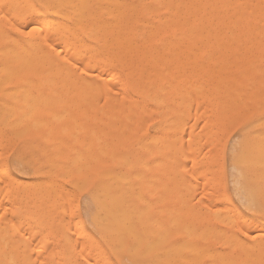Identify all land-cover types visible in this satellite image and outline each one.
I'll return each instance as SVG.
<instances>
[{"label":"rangeland","instance_id":"rangeland-1","mask_svg":"<svg viewBox=\"0 0 264 264\" xmlns=\"http://www.w3.org/2000/svg\"><path fill=\"white\" fill-rule=\"evenodd\" d=\"M11 1H12V3L15 1V0H10L9 2H8V0H7V2L10 4L11 3ZM17 2H19L20 1V4H22V3H24V1L23 2H21L22 0H16ZM14 2V3H16V4H13L14 6L15 5H18L19 3H17V2ZM26 1V0H25ZM56 1V3H54ZM58 1L59 0H27L26 1V3H28V4H32V7L34 6V7H36V8H38V10L41 12V13H43L45 16L43 17L42 15H40V13L38 14V12L37 13H28L27 15L28 16H31L32 17V19H34V20H38L39 21V19H40V22L42 23V25H45L46 23H47V21H48V18L49 19H51L52 18V16H51V12H52V10L53 9H55V8H58V5H57V3H58ZM80 1L82 2V3H80ZM66 0V2L68 3V5H75V4H83V7H84V10H83V14H82V18H81V20H83V19H85V18H87L89 21H90V25H92V27L89 25V27H91V29H88V31L90 32V36H89V34H86L85 35V33L81 30V28H80V26H81V24H77L76 25V23H75V21H74V19L73 18H71V20H70V22H69V20L68 21H66V20H56V24L54 23L53 24V27H54V29L55 28H57V29H59L60 30V28L62 27V25H64L63 23H65V26L64 27H67L68 26V28L69 29H72V30H69V31H72V32H68V37H67V34H66V37H65V42L66 41H68L69 40V38H71V42L72 41H75V44H74V42H70V44H72L71 45V48H70V45H68L69 46V48H67V51H70V49H71V53H67V54H69V55H72L73 53H72V51H74L72 48V46H73V44H74V48H76L77 50L78 49H80L79 47H84V49H86L88 46V49H91L92 48V46H90V44L91 45H93V42L95 41V42H97L98 41V45H97V47L95 48V49H93V51L95 52L94 54H97V55H99V56H102L103 54V50H101L102 49V46H103V42L102 41H104V37H106V36H101V33L102 34H104L105 35V33H104V30H103V21H104V18H103V15L101 14L102 12L100 11V5H101V1L100 0ZM100 1V2H99ZM192 1V2H191ZM189 0V2L188 1H184V0H181L180 1V3H178L179 5H178V9L181 7L180 5H184V4H188V5H196V3H193V0ZM228 1H231V2H234V1H236V0H228ZM242 1H248V0H242ZM1 3L2 2H5V0H1L0 1ZM7 2H5V3H7ZM32 2V3H31ZM51 2V3H50ZM72 2H73V4H72ZM84 2V3H83ZM181 2L182 3H184V4H181ZM186 2V3H185ZM230 2V3H231ZM44 3V4H43ZM53 3V4H52ZM71 3V4H70ZM136 3V1H132V0H128L127 1V5L128 4H130V5H134ZM216 6H219L218 4H219V2L218 1H216ZM252 3V2H251ZM96 4V8H98V9H96L95 7H94V5ZM0 5H2L0 8H1V10H0V13H1V11L3 10V9H5V8H8L9 9V6L10 7H12L11 5H9V6H7V4L6 5H4V3H2V4H0ZM43 5V6H42ZM54 5V6H53ZM57 5V6H56ZM50 6H52V7H50ZM56 6V7H55ZM93 6V7H92ZM148 7V6H147ZM145 8V10L143 9V12H137V13H133L132 15L131 14H127V15H125L124 16V19H123V23H122V25H121V27H120V29L121 30H126V31H128L129 29H130V31L132 32H130L131 34H132V36H133V42H132V46L131 45H128L127 47L124 45V48H123V46H122V52H121V50H120V52H121V54L119 53V57H118V55H116V57H115V61L113 62L115 65H116V67H117V69H116V67H115V65L113 66V65H110V66H108V67H102V65H100L98 68H99V72L97 73V67L95 68V69H92L93 70V73L96 75V74H98L97 76L98 77H100V76H102V77H106L109 73L108 72H111V70L112 71H114V69H115V72H117V71H119V79H120V77H122L123 79H120V80H122L121 81V84L119 85L118 84V82H120V81H118V82H115V84L113 83V85H111V87L112 88H114V89H121V88H119V86H121L122 87V83H123V81H124V83H123V89H125L126 91H128V94H130V96L131 95H133L134 94V91H136L137 89H139V90H141L140 92H141V94H140V96L138 97V98H136V100H134V101H132V102H128V101H125V102H127L128 103V106H127V108H128V110H126V108H124L125 110H123V112H121V107H120V112L121 113H124L122 116H124V119L126 118L125 116L127 115V117H132L133 119L132 120H134V117H138L139 118V116H137L136 114H137V111H139V110H142L144 107V111H146V113H147V115L148 116H146L145 115V112H142V113H144V115H145V117H141V121H143V119H145L146 117H147V122H138V124H136V125H134V123L135 122H133L132 121V123H133V125H132V123H131V125L128 123V122H126V121H128L129 120V122H131V120L130 119H125V121L123 120V123L122 124H117V121L119 122V121H121V119H119L118 118V120H116V118H113V119H115L114 120V122H115V124L113 123V124H111V122H113V120H111V122L109 123V126H107L108 124L105 122L107 119H108V116H109V111L111 110V108L109 109L108 107V109H107V111L105 112L104 111V109H106V107L104 108V107H102L103 105L105 106V103H104V100H105V102L107 101V99H105V97H104V95L102 94V96H103V99H102V96H100L99 95V97H101V98H99V101H98V103L99 102H101L102 100H103V103H100V105H98V103H97V105L96 106H94V104L92 105L90 102H92L91 101V99H90V101H88V99L90 98L88 95H87V91H86V93H85V91L83 90V92H82V94L81 95H86V97L84 98V96H82L81 97V95L78 93V91H80L81 90V88H80V90H78L77 92H76V90L77 89H74L73 88V92L71 91V92H67V90L69 89V88H67V90H66V88L64 89L67 93H69V94H66V95H68V96H70V94H73V96H74V94H79L76 98L75 97H73L72 95L70 96L71 97V99L69 98V99H67V98H63L61 95H62V92L61 91H64L63 89H61L60 90V92H58L59 93V96H60V99H61V97H62V102H60L61 100L57 97V100L59 101H56V99H55V97L56 96H58V94L55 92L56 90L57 91H59V89L60 88H58L57 87V89H53L54 90V92H53V90L51 91V90H48V89H45V88H41L40 90H42V91H39L40 92V94H41V92H42V94H43V92H45L44 93V97L43 96H41L40 94H38V96H34V94H35V89H36V91L37 90H39V89H37V88H33L34 89V91H33V89L31 88V90H30V92L29 93H31V97L33 96V97H38L36 100L37 101H39V102H37V104H36V100H34V101H31L32 102V104H31V106H32V108L33 107H35V108H37V111L35 110V108H33L32 110H30V114L29 115H27V118H26V116H25V123H29V124H31L32 126L30 127V125L27 123V125L25 126V123H24V116H22V114H21V123H22V121H23V124H22V126L20 125L19 127H18V124L17 125H13L15 122H18V119L17 120H14V119H16L17 117H14L13 118V116L12 115H15L16 114V116H18V114H20L21 112H19V111H22L23 112V114L25 115L26 113L25 112H27L26 111V108H24V106H26V107H28L26 104H24L25 103V101H24V94L21 92V96H23V98L19 95L20 94V92L19 91H17L16 90V88L15 87H17V83L20 81V78H23L22 80H24L25 78L24 77H16V78H19L18 80L17 79H15L14 78V80H12V82L11 83H13V82H15V84L13 83L12 85L10 84V88L8 87L7 89H8V93L7 94H9V95H7V96H4V95H2V94H0V100H1V102L0 103H2V102H7L10 98L12 99V97L13 98H16V99H13V104L15 103V105H12L11 103L12 102H10V101H8L9 103H10V105H11V107H10V105H8L9 106V109H11L12 108V106H13V108L11 109V111L13 110L14 112H11L9 109H8V111H10V115L12 116V118H13V120H11V119H9L10 118V115H8L9 117L5 120V121H7V122H3V123H1L0 124V167H2L1 169L2 170H4V172L5 173H8V174H3V178L5 177L6 178V176L8 177V180H9V182H8V180L7 179H3L4 181H2V183H3V185H2V183L0 182V185H2V186H4V187H6V190H8L9 189V191L7 192L6 190V192L4 191V189H3V191L1 190V186H0V190H1V193L2 192H5V195H7L8 196V199L10 198H12L13 200H10V201H14L15 202V198H16V201H18V198H19V201L18 202H15V203H9V201H3L4 199L3 198H6V196L3 194L2 196H1V193H0V197H2V199L3 200H1V201H3L2 203H1V201H0V216H7L8 217V219H7V221H5L4 222V220H0V237H1V240L3 239V235H5L6 233V236L10 233V234H12L13 232L15 233H13L12 235H8L9 237H10V241H12V242H10V243H8L9 241H8V239L7 240H5L6 239V236H4L5 237V239H3V241H7L6 243H8L9 245H11V246H9L8 244H7V247H8V249L6 248V247H4L5 246V242H3L4 243V246H3V243H2V241L0 240V248H2V249H5L6 248V250L8 251V252H10L11 254H12V258H13V263L14 264H24V262H25V264H38V262H39V264H65L66 262H67V264H76V262H77V264H112V262L113 261H115L116 262V264H120V261L121 260H124V261H130L131 262V264H184V262H186L185 264H213V263H215V264H217V263H219L217 260H212V262L210 261L211 259H209V257H207V259L209 260H206V253L207 252H210L212 249V251H211V253H210V255L212 254L213 255V258H215L216 256H218L217 254H214L215 252L214 251H216V250H218V252L219 253H221V251H225V250H228L229 248H226L227 246H231V248L233 247L234 249H229V251L227 252V253H229V254H231V255H233V257H231V259H233L235 262H233L231 259H230V257L228 256L229 254H225V252L223 253L222 252V254H225L227 257H229V258H227V260H231L230 262H231V264H243V262H241V260L242 261H244L246 264H250L251 263V261H250V259H249V261L250 262H248V259L245 261V259H243L244 257H243V254H242V252L240 251L241 249H242V241H240L239 242V245L238 244H235V242H234V244L232 243V237H233V239H242V237H245V235H243V234H247V232H248V234H249V230H251L252 231V233L250 232V234H249V236H250V240H251V242L253 241V243L254 244H257V243H255V241H258V238L260 239L259 241H260V243H264L262 240H264V237H262V235H263V232H262V234H260L259 232H257V231H260L262 228H264V226H260V225H264V198H263V196L264 195H262V194H264V165H263V161H262V164H261V160H264V156H262V157H256V156H258V155H256L252 150H253V148H254V146H257L258 145V149L259 148H261V149H264V115H263V113H264V57H262V56H264V48H263V46H264V21H263V19H264V6L263 7H261L260 5H257V8L259 7L260 9H263V10H259V8L257 9H255L254 11H253V14L251 13V15H253V17L252 16H250V14H249V12L247 11H244L245 13H243L244 15V17L245 18H243L244 20H247L249 17V19H251V20H249L248 19V21H250L251 22V24H252V28H247V27H244V24H243V22H238V25L236 26V28L237 27H239V28H235L236 30H234L233 31V29H231L230 30V28L228 27V26H226V28L227 29H225V26H223V27H221V28H219V29H208V27H206V28H204V30L206 31V29H207V31L206 32H210L209 33V35L210 36H212L213 37V39H214V37H215V41H216V45H217V47H218V45L220 46V47H218V51H216L217 50V47L215 46V43H214V40L212 39V37H211V39L209 40V41H206V43H204L205 42V40H201L202 42L200 43H198V42H196V46H198L199 44V47H196V48H194V49H191V50H193V51H189V50H185L184 52H183V54H182V52L180 53L181 55L179 56V54H178V52H177V54H175L176 53V51L174 52H172V54H171V56H166L165 57V52L166 51H169L170 49H174L175 50V47H173V46H169V45H165L164 46V49H163V46L162 45H160V36H162V35H164L165 33H167L168 31L169 32H174V35H176L177 37L178 36H180L181 34H183V33H180L179 35H177L178 33H179V31L176 29V27L175 28H171L172 30L174 29V31H171L170 29H166V28H169V23L168 24H166L167 26H165V23L164 22H168V20L167 19H171V16L173 15V13L171 12V11H169L170 12V14H169V18L167 17L166 18V16H167V14H166V12H164V14L166 15H164V14H162L161 16H165V20H162L163 19V17H160V20H161V22L164 24H161V22L159 23V24H156V23H154V22H152V20H150V19H152V16H150L149 15V13H148V11L151 9V7H148L149 8V10H146V9H148V8ZM3 8V9H2ZM13 8V7H12ZM50 8H52V9H50ZM92 8V9H91ZM11 9V8H10ZM9 9V11H11ZM47 9V10H46ZM50 9V10H49ZM180 9H182V7L180 8ZM179 9V10H180ZM14 10H16V6H15V9ZM58 10V9H57ZM4 11V10H3ZM2 11V12H3ZM43 11V12H42ZM146 12V14H145V12ZM258 11H260V13L258 12ZM6 14L8 13L7 11H4ZM3 12V14L2 15H5V13ZM96 12V13H95ZM263 12V13H262ZM13 13H15V11L13 12V9H12V14L9 12V14L11 15H7L6 17L4 16V17H2V19H1V16H0V21H1V23H2V25L4 24L5 26L3 27L2 25H1V23H0V28H2L3 27V29H0L1 30V32H0V41L1 42H4V43H1L0 42V47H1V49H0V51L2 52V51H4V48H3V50H2V47H5V48H7V46H8V42H7V39L8 38H12L13 37V35L15 36V33H16V31L14 30L15 28L13 27V26H11V24H10V22L8 23V21L9 20H13V17H12V15H13ZM144 13V14H143ZM148 13V14H147ZM168 13V12H167ZM223 13V14H222ZM256 13V14H255ZM35 15L34 17H33V15ZM38 14V15H37ZM172 14V15H171ZM249 14V15H248ZM260 14H262L263 16H260ZM135 15V16H134ZM146 15V16H145ZM148 15L150 16V18L148 17ZM227 15V16H226ZM256 15V16H255ZM39 16V17H38ZM258 16V17H257ZM36 17H38V18H36ZM129 17H131V18H129ZM135 17V18H134ZM219 17L221 18V21H227V22H229V21H231L230 19L232 18V13L231 12H223V11H221L220 13H219ZM227 17L229 18V19H227ZM3 18H5V19H3ZM6 18H8V19H6ZM36 18V19H35ZM147 18H148V20H147ZM45 19V20H44ZM131 19H133V20H131ZM139 20V21H143V23H146V21L145 20H147V22L148 21H150V22H148V23H150L149 25L151 26H154V27H151L150 28V26H148V28H147V30H146V32L148 33L149 31H151V32H154V33H156L155 35H154V33H153V35L154 36H152V35H150V34H148V35H146V37H145V34H147L145 31H144V29L141 27L139 30H135V28H131V24H132V22L134 21V20ZM257 19H259V20H257ZM6 20H8V21H6ZM33 20V21H34ZM127 20H129V21H127ZM172 20V19H171ZM176 20L178 21H180L181 20V18L179 19H175L174 21L176 22ZM3 21H6V22H3ZM72 21H73V23H72ZM100 21V22H99ZM127 21V22H126ZM164 21V22H163ZM255 21H259L258 23L257 22H255ZM34 22H36V23H38L37 21H34ZM61 22H62V25H61ZM81 23V22H80ZM147 23V24H148ZM179 23V22H178ZM66 24H67V26H66ZM71 24H75V25H71ZM124 24V25H123ZM126 24V25H125ZM9 25H10V28L8 29V27H9ZM57 25V26H56ZM59 25L61 26L60 28H59ZM102 25V26H101ZM130 27H129V26ZM240 25V26H239ZM242 25H243V28L241 29V27H242ZM257 25L259 26V27H261V28H259V27H257ZM75 26V27H74ZM77 26V27H76ZM95 26V27H94ZM100 27V28H98V27ZM127 26V27H126ZM161 28H160V27ZM162 26H163V28H162ZM176 26H178V24H176ZM256 26V27H255ZM7 27V28H6ZM79 27V29H77ZM97 27V28H96ZM166 27V28H165ZM7 30H6V29ZM26 28V29H25ZM25 28H22V29H24L23 31H28V32H31V30L30 29H28L29 27H25ZM125 28V29H124ZM160 28V29H159ZM256 28H257V30H256ZM6 30V32L8 31L9 32V35H6V37H5V34H6V32H4L5 30ZM41 30H43L42 31V34H44L45 32H44V27H41L40 28ZM151 29V30H150ZM158 31H157V30ZM162 29V30H161ZM223 29V30H222ZM225 29V30H224ZM229 29V30H228ZM246 29L247 30H249L250 32H252L250 35L251 36H253V35H255V36H253V37H249V33L247 34V32L248 31H246ZM255 29V30H254ZM263 31H262V30ZM37 31H36V34H35V37L34 36H32L31 38H27V37H20V38H18L17 40H15V42H16V46H17V44H18V46H20L21 44H23V43H25V42H36V45H37V47H38V50L39 49H41V47L42 46H44V47H46L45 45H46V42L45 41H47V39H50L52 42H53V40L56 42L57 40L56 39H58L59 40V38L57 37V33H59V31H57L56 29V35L55 34H53V33H49V34H53V36H51L50 35V37H52V38H50L49 37V34H45V35H43L42 37L45 39H43L41 36L39 37V33H41V30H39V28L38 29H36ZM98 30V31H97ZM103 30V31H102ZM149 30V31H148ZM167 30V31H166ZM211 30V31H210ZM213 30V31H212ZM215 30H217V31H215ZM221 30V31H220ZM226 30H228V31H226ZM244 30V31H243ZM11 31V32H10ZM61 31V30H60ZM101 31V32H100ZM143 31H144V33L145 34H143ZM158 33H157V32ZM178 33H177V32ZM215 31V32H214ZM224 31V32H223ZM229 31H231V33L233 32V33H236V31L238 32V34H234V38L236 37L235 35H239L240 34V37H238V38H235L234 39V41H236L237 43L240 41L241 43H239V44H236L235 42H233L231 39L230 40H228L227 38V36H230L231 35V33H229ZM254 31L256 32V34L254 33ZM8 32H7V34H8ZM54 32V33H55ZM76 32V34H74ZM83 32V33H82ZM134 32V33H133ZM159 32H161V33H159ZM163 32V33H162ZM206 32H204L203 31V34H205ZM212 32H214L215 33V35L212 33ZM217 32H219V33H217ZM226 32V33H225ZM3 33H5V34H3ZM38 33V34H37ZM72 33V36H73V34H74V36L76 37V40H78V43H77V41L76 40H73L72 39V37H70V35L69 34H71ZM99 33H100V36H99ZM208 33H206L204 36L206 37L207 36V34ZM221 33H222V35H221ZM241 33H245L246 34V37H245V34H241ZM2 34V35H1ZM10 34H12V36H10ZM41 34V35H42ZM162 34V35H161ZM227 34V35H226ZM97 35V36H96ZM138 35V36H137ZM158 35V36H157ZM160 35V36H159ZM219 35H220V37H219ZM260 35H261V38H260ZM89 36V37H88ZM142 36H144V37H142ZM147 36H149V38L147 37ZM243 36V37H242ZM263 36V37H262ZM38 37V39H36ZM57 37V38H56ZM74 37V38H75ZM93 37H95V38H93ZM101 37H103L102 38V40H101ZM138 37V38H137ZM159 37V38H158ZM231 37H232V39H233V36L231 35ZM35 38V39H34ZM43 39V41H42V39ZM47 38V39H46ZM66 38H68V40H66ZM78 38H80V39H78ZM96 39V40H93V39ZM140 38V39H139ZM141 38H143V39H141ZM148 38V39H147ZM244 38L245 39H247V38H249V40H244ZM23 41H22V40ZM25 39V40H24ZM53 39V40H52ZM147 39V40H146ZM155 39V40H154ZM220 39V41H218ZM236 39H238V40H236ZM243 39V40H242ZM254 39V40H253ZM256 39V40H255ZM261 39V40H260ZM38 40V41H37ZM144 40H145V43H144ZM212 40H213V42H212ZM222 40H224L226 43H228V42H230V44L228 45V44H225V42L223 41L222 42ZM18 41H20V42H18ZM60 41H62V40H60ZM84 41V42H83ZM105 41H106V39H105ZM104 41V42H105ZM211 41V42H210ZM231 41L234 43H231ZM246 42V43H244V42ZM261 43L260 45H258L257 43H259V42ZM262 41V42H261ZM15 42L12 44H9L10 45V47H15V46H13L14 44H15ZM39 42V43H38ZM49 42L50 41H48V44H49ZM64 42V41H63ZM134 42L136 43V44H134ZM220 42H222V43H220ZM253 42V43H252ZM20 43V44H19ZM38 43V44H37ZM51 43V42H50ZM57 43H59V45H57ZM57 43H52L51 44V46H55L56 48H57V46H59L60 47V45L62 46V42L60 43L59 41L57 42ZM80 43V44H79ZM81 43L83 44V43H85V44H83L82 46H81ZM138 43H141L140 45L138 44ZM147 43V44H146ZM218 43V44H217ZM242 43L244 44L243 46H242ZM41 44H42V46H41ZM47 44V45H48ZM66 44V43H65ZM80 45L79 47H78V45ZM137 44H138V46H139V48H138V46H137ZM146 46H145V45ZM202 44V45H201ZM205 44H207V46L205 45ZM221 44V45H220ZM3 45V46H2ZM6 45V46H5ZM39 45V46H38ZM64 45V44H63ZM143 45V46H142ZM154 45V46H153ZM157 45V46H156ZM211 46V48H210V46ZM230 45H232L231 46V50L229 49V47H230ZM233 45H235V47H233ZM238 45H239V47H238ZM251 45V46H250ZM252 45H253V47H252ZM261 45H262V47H261ZM50 45H49V49H46V51L44 50V47L42 48V52L45 54V56H50V52H51V55H52V57H54V55H56V57L57 58H59L60 56L58 55V52L59 51H56V50H61L62 51V49H59V48H55V47H51ZM133 46H134V49H135V51L133 50ZM135 46H136V48H138V49H136L135 48ZM159 46H160V48H159ZM162 46V47H161ZM206 46V47H205ZM245 46V47H244ZM261 47V48H258V47ZM52 49H51V48ZM128 47H130L129 49H128ZM143 47V48H142ZM149 47V48H148ZM155 48V52H153V49ZM173 47V48H172ZM202 47H203V49H202ZM61 48V47H60ZM82 48H81V50H82ZM140 48H142V49H140ZM152 48V50H150ZM159 48V49H158ZM205 48V49H204ZM214 48V49H213ZM222 48H224V49H222ZM226 48V49H225ZM239 48V49H238ZM248 48V49H247ZM51 49V50H50ZM69 49V50H68ZM100 49V50H99ZM121 49V48H120ZM128 49V50H127ZM144 49V50H143ZM147 49V50H146ZM161 49H163V50H161ZM195 49H197V50H195ZM200 49H202V50H200ZM207 49V50H206ZM210 49V50H209ZM212 49H213V52H214V54H209V53H213L212 52ZM227 49H229V51L227 50ZM242 51H241V50ZM52 50H54V53H53V51ZM76 50V51H77ZM87 50V49H86ZM97 52H96V51ZM125 50H126V52H125ZM138 50V51H137ZM140 50H143V51H145V54H146V56H143L144 55V52L143 51H141L140 52ZM159 50L160 52H157V51ZM199 50V51H198ZM205 50V52H209L208 53V55L204 52L203 53V51ZM244 50V51H243ZM250 50H251V52H250ZM260 50H261V52H260ZM50 51V52H49ZM57 53H56V52ZM127 51H128V53H127ZM131 51V52H130ZM137 51V52H136ZM164 51V52H163ZM211 51V52H210ZM221 51V52H220ZM247 51V52H246ZM258 51V52H257ZM1 52H0V54H1ZM48 52V53H47ZM124 52V53H123ZM139 52H140V54H139ZM147 52H148V54H147ZM152 54H151V53ZM217 52V53H216ZM229 52V53H228ZM235 52V53H234ZM253 52V53H252ZM263 52V53H262ZM63 53H66V52H62V54H61V52H60V55H63V58H65L64 57V54ZM101 53V54H100ZM126 53V54H125ZM131 53L132 54H134L133 56L131 55ZM143 53V54H142ZM157 53V54H156ZM191 53V54H190ZM201 53H203L202 54V57H203V55H204V57L206 56V58L207 59H209V61L206 59V58H204V60H207L209 63H207V68L209 69H207L206 70V72L204 71V68L206 69V65L203 67H201L200 66V68H202L203 69V71H200V72H198L196 75H199V77H198V79L200 80V82H202V81H204V86H202L201 87V89H202V91L203 90H205V92L203 91L202 93L204 94H206V95H203V94H201L200 95V97L196 94L197 93V91L195 92V94H194V97H192L191 95H193V93L194 92H192V94H190V93H188V94H190V98L188 99V98H186V97H184V95H186V94H184L183 95V93H182V101H179V97H177V98H173V97H175V95L173 96V93L175 94L177 91H176V89H175V83H177V84H179V86L182 84H184V83H179V81H180V79H182L181 78V76L179 77V75H176L177 76V78L179 77L180 79L178 80L177 78H173V79H176L178 82H175L176 80H173V79H171V81H170V84L172 83V86L174 87V90L176 91V92H173V90L171 91V85L169 84V82H165V83H167L166 85L163 83L162 84V82H163V78H161V75H164V73H168V72H170V71H167L166 72V70H167V65H168V67H171V68H169L170 70H173V69H178V71H179V73H181V71L182 70H185V72L184 73H182L184 76H186L185 74L186 73H188V76H186L187 77V80H188V82H186L187 80L185 79V85H187L188 83H190V82H192V84H195V82L198 84V79H197V76L195 77V75H192V74H190V72L191 73H193L194 74V72H197V69L196 68H198V66L199 65H202V64H199L198 65V63H199V60L202 62V63H205L204 62V60L202 59H199V57L201 56ZM220 53V54H219ZM223 53V54H222ZM236 53H238V55L236 54ZM258 53V54H257ZM54 54V55H53ZM67 54H65V56L67 55ZM159 54V55H158ZM192 54H196V56H198V54H200V56H198L197 57V59L196 58H193L194 56H191ZM206 54V55H205ZM227 54H228V56H227ZM234 54H235V56H236V58H238V59H235L234 58ZM121 55V56H120ZM137 55V56H136ZM140 55H141V57H140ZM154 55H158V56H154ZM173 55H174V57H173ZM187 55H188V57H190L189 59H191V60H193L192 62L190 61V62H187L186 60L188 59V57H187ZM209 55H211V57L209 56ZM218 55V56H217ZM259 55V56H258ZM262 55V56H261ZM59 56V57H58ZM68 56V55H67ZM66 56V57H67ZM125 56V57H124ZM151 56H153V57H151ZM159 56H160V58H159ZM176 56H178L180 59H177L178 57H176ZM187 58H186V57ZM208 56L211 58H208ZM215 56H217V57H215ZM221 56V57H220ZM230 56V57H229ZM242 56V57H241ZM251 56H253V57H251ZM124 57V58H123ZM133 57V58H132ZM136 57H138V58H136ZM143 57V58H142ZM154 57H156L157 59H155ZM170 57V58H169ZM171 57H173L172 59H171ZM220 57V58H219ZM229 57V58H228ZM256 57V58H255ZM259 57H261V59L262 60H260V61H258L257 62V60H258V58ZM61 58H62V56H61ZM127 58H128V60H127ZM135 58V59H134ZM145 58V59H144ZM148 58H150V59H148ZM152 58H153V62H154V64H153V62H152ZM164 58H166V59H170V60H166V59H164ZM176 58V59H175ZM201 58V57H200ZM213 58V59H212ZM215 58H216V61H218L217 59H220L219 60V62L217 63V65H216V67H215V65L213 64V63H215ZM233 58H234V60H233ZM243 58V59H242ZM139 59H141V60H139ZM181 59H182V62H181ZM184 59H185V63H186V65H187V67H190V68H184L185 67V64H184ZM199 59V60H198ZM224 59V60H223ZM231 59V60H230ZM244 59H245V61H244ZM254 59L256 60L255 62L259 65V67H260V70L258 71V65L256 64V63H254ZM125 60V61H124ZM131 60V62H133V60H136L135 62H133V63H131V62H129ZM147 60L149 61L148 62V64H151L150 66H148L146 63H147ZM163 60H165L163 63H162V61ZM177 61L176 62V67L175 68H173L172 69V67H174V66H171V65H175V62H172V64H168V62L170 63V61ZM180 60V61H179ZM214 60V61H213ZM226 60L227 61H230V64L228 65L227 64V62H226ZM238 60V61H237ZM239 60H240V62H239ZM122 61V62H121ZM146 63H145V62ZM167 61V62H166ZM211 61V62H210ZM222 61H224V62H222ZM232 61V62H231ZM237 61V62H236ZM243 61V62H242ZM118 62H120L119 64H118ZM145 64H144V63ZM155 62L158 64V67H157V65H156V67H152V65H155ZM158 62H160V63H158ZM181 64H180V63ZM193 62L196 64V62H197V65H194L193 66V69L195 68V71L192 69V71H190L191 70V66L193 65ZM245 62V63H244ZM164 63H166V64H164ZM229 63V62H228ZM231 63H233V65L231 64ZM237 63H240V64H237ZM252 63V64H251ZM261 63V64H260ZM118 64V65H117ZM133 66H132V65ZM134 64L137 66H134ZM139 64H141V66L139 65ZM162 64V65H161ZM164 64V65H163ZM214 65V69L215 70H217V66L220 64V68L222 69H220V71L218 70V71H216V72H219V73H221V77H219L220 75H213L212 76V72H211V70H210V68H212L213 67V65ZM226 64V65H225ZM237 64V65H236ZM249 64V65H248ZM250 64H251V66H254L255 64L257 65V67L256 66H254L255 68H256V70H257V72L255 71V70H252V69H255V68H252L251 70H250ZM124 65V66H123ZM127 67H126V66ZM143 65L144 66H146V67H144L143 68ZM170 65V66H169ZM179 65V67L177 68V66ZM181 65V66H180ZM190 65V66H189ZM208 65H209V67H208ZM212 65V66H211ZM242 65V66H241ZM244 65H245V67H244ZM113 66V67H112ZM149 68H148V67ZM195 66H197V67H195ZM223 68H222V67ZM231 66V67H230ZM241 66V67H240ZM248 66V67H247ZM263 66V67H262ZM120 67H123L124 69H122V68H120ZM129 67V68H128ZM134 67V68H133ZM138 67H141V68H143L142 70H141V68H138ZM180 67H182L181 69V71H180ZM225 67V68H224ZM261 67H262V69H261ZM90 68H92V67H90ZM89 68V69H90ZM104 70V72H103V70ZM126 68V69H125ZM138 68V69H137ZM146 68V69H145ZM158 68V69H157ZM235 71V72H233V70ZM237 68H239V69H237ZM106 69V70H105ZM120 69H122L123 71H121ZM130 69L132 70V71H130ZM135 69V70H134ZM140 69V70H139ZM148 69H149V71H148ZM155 69H157V72L156 73H158V75H156V77H160V80H162L161 82H160V80H158V78H156V77H153V76H155V74H153V76H152V72L153 73H155V71L154 70ZM218 69H219V67H218ZM242 69V70H241ZM247 69H249V70H247ZM95 70V71H94ZM108 70V71H107ZM110 70V71H109ZM143 70L144 71H146L147 73L145 74V72H143ZM215 70H213V74H215ZM229 74V78H230V76H231V74H233V77L234 78H230L231 80L230 81H228L229 80V78H228V75H227V77H225L226 76V74H225V71ZM262 70V71H261ZM140 71V72H139ZM152 71V72H151ZM178 71H176V72H178ZM188 71V72H187ZM198 71H199V69H198ZM209 71V72H208ZM229 71V72H228ZM253 71V72H252ZM261 71V72H260ZM96 72V73H95ZM101 72H102V75H101ZM108 74H107V73ZM176 72H172V73H176ZM207 73L206 74V76L208 77H204V75H205V73ZM222 72H223V74H224V76H222L223 74H222ZM236 72H238L239 74H237ZM252 72V73H251ZM112 73V72H111ZM121 73V74H120ZM123 73H125L124 75H123ZM127 73V74H126ZM130 73V74H129ZM135 73V74H134ZM138 73V74H137ZM139 73H142L143 75H145V76H142L141 77V74H139ZM149 73V74H148ZM171 72L170 73H168V74H172ZM241 73V74H240ZM245 73V74H244ZM259 73H260V75H259ZM132 74V75H131ZM147 74L149 75V76H147ZM174 74H172V75H174ZM177 74V73H176ZM189 74L191 75V78H192V76H193V79H191V78H189ZM242 74H243V76H242ZM247 74H248V76H250V77H248L247 76ZM131 75V76H130ZM134 75V76H133ZM137 75H139V76H137ZM129 76V77H128ZM147 76V77H146ZM164 76H166V80L167 81H169L170 79H169V77L170 78H172L173 76H169L168 77V75L166 74V75H164ZM175 76V77H176ZM202 76V77H201ZM244 76H246L247 78H245ZM255 76V77H254ZM263 76V77H262ZM101 77V78H102ZM131 77L132 78H135V79H133V81H132V79H131ZM136 77H137V79H136ZM138 77H139V79L140 78H142V80H139L138 79ZM146 77V78H145ZM151 77H152V79H154V78H156L157 80H152L151 81ZM194 77L196 78V80L194 79ZM205 78L206 80L207 79H210L211 80V78L213 79V78H215L214 80H216V78L218 77V78H220V79H218L217 78V82L215 83V81H213L212 82V80H211V84L212 83H215L214 84V86L217 84V85H219V86H217L216 85V88L215 87H213V89H212V85L209 83V81L207 80V81H205L204 79L201 81V78ZM211 77V78H210ZM224 78V79H221V78ZM240 77V78H239ZM130 78V79H129ZM145 78V79H144ZM189 78V79H188ZM226 78H227V80H226ZM236 78V79H235ZM256 78V79H255ZM130 80V82H129V80ZM190 79L191 80H194L195 82L193 83V81H190ZM242 79V80H241ZM251 79V80H250ZM35 80V81H34ZM128 80V81H127ZM139 80V81H138ZM144 80V81H143ZM149 81L150 80V82H151V84H152V82L153 81H155L154 82V85H156V86H158V89H157V87L156 86H154V89L153 90H155L153 93H155L156 91H158L159 90V87H161L160 88V90L163 92V89L165 90V92H163V93H159V96H158V92H156L155 93V96L156 97H158V98H156V99H159V100H156L157 101V104L156 103H154V104H156V105H154L153 103H151V102H149L148 101V98H146V95L144 96V93H145V91H147V93H148V88L149 87H151V84H150V82H149V85H148V83H146V81ZM172 80H173V82H172ZM183 80H184V78H183ZM183 80L181 81V82H183ZM220 80V81H219ZM223 80H225V81H227V82H225V81H223ZM235 80V83H236V85H234V81ZM256 80V81H255ZM34 81V82H33ZM37 81H39V78H33V80H32V82H33V84H37L36 82ZM142 83H141V82ZM147 81V82H148ZM157 81V82H156ZM165 81V80H164ZM231 81H232V83L233 84H231ZM126 82H127V86H126ZM135 82H136V84H135ZM205 82H208V85H210V86H207V84H206V86H205ZM223 82V83H222ZM230 83V85L229 84H227V83ZM238 82H240V83H238ZM262 84H261V83ZM117 83V84H116ZM132 83H133V85H132ZM143 83H145V84H147L148 86H146L145 85V88H142V84ZM158 83V84H157ZM221 83V84H220ZM225 83V84H224ZM245 83V84H244ZM254 83V84H253ZM138 84V85H137ZM191 84V85H192ZM196 84V85H197ZM202 85H203V82L201 83ZM200 83L198 84V85H201ZM252 85L251 86V89H250V87H249V85ZM257 84V85H256ZM114 85L115 86H117V88H115L114 87ZM128 85H130V88L131 89H129V87H128ZM137 85V86H136ZM140 85V86H139ZM144 85V84H143ZM165 85V86H164ZM181 85V87L180 88H183L184 86H182ZM188 85H190V84H188ZM187 85V87H184V90H186V91H190V90H194V88H192V89H190V90H187V88L189 89L191 86H188ZM196 85H193L192 87H195ZM198 85H197V87H198ZM220 85L222 86V87H220ZM224 85H226V86H228L227 88H226V86H224ZM233 85V86H232ZM239 85V86H238ZM263 85V86H262ZM110 86V85H109ZM108 86V87H109ZM179 86H177V87H179ZM229 86H230V88H229ZM249 87V89H248V87ZM144 87V86H143ZM156 87V88H155ZM168 87H170V88H168ZM208 87V88H207ZM224 87V88H223ZM236 87V88H235ZM246 87V88H245ZM255 87V88H254ZM129 90H128V89ZM163 88V89H162ZM186 88V89H185ZM199 88V90H201L200 89V87H198ZM206 88V89H205ZM217 88H218V90H217ZM221 90H220V89ZM223 88V89H222ZM231 89V90H229V89ZM257 88V89H256ZM12 91H11V90ZM15 89V90H14ZM136 89V90H135ZM143 89V90H142ZM196 89V88H195ZM215 89V90H214ZM244 89V90H243ZM247 89V90H246ZM253 89V90H252ZM14 90V91H13ZM134 90V91H133ZM138 90V91H139ZM178 90V89H177ZM210 90L211 91H213V92H211L210 93ZM224 90V91H223ZM225 90L227 91L225 94L226 95H224V92H225ZM229 90V91H228ZM251 90V91H250ZM256 90V91H255ZM16 91V92H15ZM47 91V92H46ZM51 91V92H50ZM142 91H144V92H142ZM150 91V90H149ZM173 92V93H171V95H170V92ZM234 91L235 92H237V93H234ZM247 91V92H246ZM249 91V92H248ZM18 92V93H17ZM199 93L198 94H200L201 92L200 91H198ZM243 92V93H242ZM14 93V95L13 96H11L12 94ZM38 93V92H37ZM37 93H36V95H37ZM51 93H53V94H55V97H54V99L52 98V99H50V94ZM61 93V94H60ZM65 93V92H64ZM184 93H185V91H184ZM187 93V92H186ZM208 93H210V95L208 94ZM223 93V94H222ZM241 93H242V96H241ZM252 93V94H251ZM17 94H18V96H17ZM33 94V95H32ZM47 94V95H46ZM157 94V95H156ZM220 96H219V95ZM227 94H229V95H227ZM240 94V95H239ZM198 97H197V96ZM249 95V96H248ZM8 96H11V97H9L8 98ZM20 96V97H19ZM45 96H47V97H45ZM64 97H65V94L63 95ZM76 96V95H75ZM89 98H88V97ZM170 96L172 97L171 98V100H169V98H170ZM180 96V97H181ZM209 96V97H208ZM229 96V97H228ZM232 96V97H231ZM242 97V98H239V99H236L235 97ZM6 97V98H5ZM18 97V98H17ZM52 97V96H51ZM73 97V98H72ZM83 98V99H81V98ZM115 97V96H114ZM113 97V98H114ZM117 98V100H119V99H125V97H122V96H120V95H117L116 96ZM144 97L146 98L145 99V102H143L144 101ZM169 97V98H168ZM211 97V98H210ZM244 97V98H243ZM252 97V98H251ZM5 98V99H4ZM22 98V99H21ZM42 98H45L46 99V101H47V99L49 100L48 102H50V100H53L51 103H49V104H51L50 105V107L52 106V103L55 105V104H57V105H55L56 106V111L54 110L53 112L55 113V115L53 114V112H49L50 110H53V109H55L54 107H52L53 109H51V108H49L48 109V112H47V110L45 111V109H47V105H49V104H47V102H45V99H42ZM87 98V99H86ZM140 98H142V99H140ZM208 98H210V100L208 99ZM20 99L21 101H18V100ZM35 99V98H34ZM64 99H67V102L68 103H71V104H73V107H71V104H69L68 106V109H67V105H64L63 104V100ZM73 99V103L72 102H70L71 100ZM80 99L81 100H83V101H85L84 99H86L87 101H88V103H90L91 104V106L89 105V106H87L88 104H87V101L84 103L83 101H82V103H81V101H80ZM100 99H101V101H100ZM121 99V100H122ZM141 101H140V100ZM175 99H176V101H175ZM183 99L185 100V101H183ZM186 99H188L187 101H186ZM226 100V101H224L223 103L225 104V105H222L223 103L222 102H220L221 100ZM233 99V100H232ZM242 99H244V100H242ZM246 99V100H245ZM247 99H248V101L249 102H247ZM4 100H6V101H4ZM43 100H44V103H43V105H44V107H43V110H42V108H41V106H43V105H41V102H43ZM68 100H70V101H68ZM77 103H81L82 105H80L79 107H80V109L79 110H77L75 107H77L78 105L76 104V102ZM80 101V102H78V101ZM137 100H139V101H137ZM143 100V101H142ZM169 100V102H171L172 101V103H169V107H168V109H170L169 111L170 112H168L167 111V113H165V108H166V103H167V101ZM173 100H174V102H173ZM204 100H208V101H210V102H206V101H204ZM235 100V101H234ZM237 100V101H236ZM239 100H242V102H244V103H242L241 104V101L239 102ZM15 101V102H14ZM22 101H24V103L22 102ZM41 101V102H40ZM56 101V102H55ZM64 101H66V100H64ZM148 101V102H147ZM257 101V102H256ZM262 101H263V103H262ZM17 102H19L18 104H16ZM22 104H21V103ZM35 102V103H34ZM67 102L65 103V104H67ZM122 102H124V100L122 101ZM134 102H135V105H136V102H138L137 103V105L138 106H140V104H143V106L141 105V109H139V107H136V109L138 108L139 110H136L135 108H133L134 106H133V104H134ZM147 102V103H146ZM181 103V105H182V103H183V107L180 105V107H178L179 106V104ZM185 102H187L186 104H184ZM237 102V103H236ZM251 102V103H250ZM258 102H259V104H258ZM8 103V104H9ZM58 103H62L63 105H64V107L66 106V108H62L61 109V107L60 108H58L57 106H58ZM85 104V106H87L88 108H89V110L92 112V110L91 109H95V113H94V115L95 114H97L95 117L96 118H99V119H96V121H92V123H90V124H88L90 121L89 120H83L84 122H85V124H86V122H87V124L88 125H86V127H89L88 128V130H86L85 129V127H83V126H85V124L83 125V123H80V126L78 125V127H77V125H75V123H79V121H81L80 119H82V117H81V111H85V110H83L82 108L84 107L83 105ZM140 103V104H139ZM146 103V104H145ZM220 103V104H219ZM261 103V104H260ZM24 104V105H23ZM47 104V105H46ZM60 104H59V106H60ZM62 104H61V106H62ZM77 106H76V105ZM102 104V105H101ZM145 104V105H144ZM23 105V106H22ZM46 105V106H45ZM130 105V106H129ZM146 105H148L147 107H146ZM149 105L151 106V107H149ZM153 105V106H152ZM240 105V106H239ZM15 106V107H14ZM19 106H21L20 108H19ZM101 106V107H100ZM133 106V107H132ZM238 106V107H237ZM63 107V106H62ZM82 107V108H81ZM118 106H116L115 108H117ZM131 107V108H130ZM182 107V108H181ZM186 107V108H185ZM15 108H16V110H15ZM17 108H19V109H17ZM22 108H24L23 110H22ZM31 107H28V109H30ZM45 108V109H44ZM85 108V107H84ZM99 108H101V109H99ZM112 108H114V107H112ZM119 108V107H118ZM183 108H185V110L183 109ZM240 108V109H239ZM60 109L61 110H65L64 112L63 111H60ZM70 109H72V110H70ZM130 109L131 110H133V109H135V111H134V113H132L133 111H130ZM182 109V110H181ZM35 111L36 112V114H35V112H34V114H32L33 112L32 111ZM67 110L68 111H70L69 113L67 112ZM77 110V112H75V111ZM98 110H100V111H98ZM249 111V113H250V115H248V112H246L245 113V111ZM16 111V112H15ZM18 111V112H17ZM43 111V112H42ZM80 111V112H79ZM87 111V110H86ZM89 111V112H90ZM102 111H104L105 112V114H104V116H106L107 117V119L105 118V117H102L103 116V112ZM118 111V110H117ZM126 111V112H125ZM129 111L131 112V114H134L133 116H129ZM183 111V112H182ZM29 112V111H28ZM28 112H27V114H28ZM45 112L47 113V116H53V117H51V120H50V117H47L46 116V114H45ZM60 112V113H59ZM61 112H62V114H61ZM66 112V113H65ZM72 112V113H71ZM75 112V113H74ZM90 112V115H88L87 113L88 112H86V114H87V116L88 117H92L93 115H91L92 113ZM98 112H100V114L98 113ZM101 112H102V114H101ZM111 112V117H114L115 115H116V113L119 115V113L118 112H114V110H113V112L112 111H110ZM182 112V114H181V116H179V114ZM79 113V114H78ZM83 113H85V112H83ZM121 113H120V115H121ZM127 113V114H126ZM142 113H140L141 115H142ZM149 113V114H148ZM152 113H154V114H152ZM163 113H165V114H163ZM240 113H242V115L240 114ZM245 113V114H244ZM32 114V115H31ZM49 114H51V115H49ZM53 114V115H52ZM65 114H69V116L70 117H72V118H70L69 119V117L68 116H65ZM73 114H74V116H73ZM79 115V117H78V115ZM112 114H115V115H112ZM130 114V115H131ZM139 114V113H138ZM151 114V115H150ZM0 115H1V113H0ZM42 115V116H41ZM62 115V116H61ZM76 115V116H75ZM83 115V114H82ZM102 115V116H101ZM136 115V116H135ZM144 115H142V116H144ZM167 115V117L168 116H171V118H170V123H169V125L165 128V129H162L163 128V121L162 120H164V118L163 117H165ZM262 115V116H261ZM31 118H30V117ZM36 116V117H35ZM59 116V117H58ZM117 116V115H116ZM244 116H246L245 118H244ZM248 116V117H247ZM19 117V116H18ZM35 117V118H34ZM44 117L46 118V119H44ZM57 117H58V119L59 118H61V120H58L57 119ZM64 117V118H63ZM68 118V119H66V118ZM76 117H77V119H76ZM94 117V116H93ZM95 117H94V119H95ZM151 117H153L151 120H149L148 121V119ZM154 117H155V119H154ZM0 118H2V116L0 117ZM42 118V119H41ZM56 118V121H54L53 119H55ZM86 118V117H85ZM84 118V119H85ZM105 118V119H104ZM174 118V119H173ZM176 118V119H175ZM177 118L178 119H182V120H177ZM244 118V119H243ZM251 118V121L250 120H248V119H250ZM19 119V120H20ZM30 119H33V120H30ZM91 119H93V118H91ZM105 121H104V120ZM110 119V118H109ZM123 119V118H122ZM236 119V120H235ZM240 119V120H239ZM254 119V120H253ZM28 120V121H27ZM30 120V121H29ZM41 120L43 121V123L41 122ZM47 120H50L49 121V124L51 123V125H49L48 124V121L46 122ZM64 120V121H63ZM73 120V121H72ZM74 120H76V121H74ZM99 120V121H98ZM103 120V121H102ZM139 120V119H138ZM177 120V121H176ZM245 120H247V121H245ZM253 120V121H252ZM15 121V122H14ZM32 121V122H31ZM38 124V126L40 125L41 127L44 125V127H45V129L42 127H40L39 126V128H38V126H37V124L35 125L34 123L35 122ZM38 121L40 122V123H38ZM59 121V122H58ZM98 121V122H97ZM100 121H102L103 123H105L106 124V126H105V124H98ZM140 121V120H139ZM178 123V124H176V122ZM180 121H182V123H181V128L180 127H178V126H180ZM10 122V124L9 125H11V126H8L6 123H9ZM58 122V123H57ZM96 122V123H95ZM248 122V123H247ZM261 122V123H260ZM5 123V124H4ZM62 123V124H61ZM74 123V125H72ZM120 123V122H119ZM173 125H172V124ZM175 123V124H174ZM240 123H241V125H240ZM2 124H4V125H2ZM20 124V123H19ZM56 124V126H54ZM67 126V128L69 127V126H71V128L69 127L68 128V130L66 131V127H65V125ZM69 124V125H68ZM95 124V125H94ZM112 126H111V125ZM129 124V125H128ZM246 124V125H245ZM254 124V125H253ZM2 125V126H1ZM62 126V129L60 128L61 126ZM90 125H93V126H90ZM102 125H104V126H102ZM121 125V126H120ZM125 125H127V126H125ZM176 125V126H175ZM178 125V126H177ZM243 125H245V126H243ZM262 125V126H261ZM16 126V127H18L17 129H22V131H23V129H24V131H23V133H20L21 132V130H20V132H19V130H17L16 129V127L14 128V127ZM28 126V127H27ZM50 126V127H49ZM72 126L73 127H75V128H72ZM95 126V127H94ZM117 126V127H116ZM120 126V127H119ZM172 126V127H171ZM261 126V127H260ZM10 129H9V128ZM26 127V128H25ZM78 129H77V128ZM84 129V131H82V128ZM108 127H112V128H108ZM160 127H161V129H160ZM170 127V128H169ZM175 127H178V128H180L181 130L179 131V132H177L178 131V129H177V131H175L176 129H175ZM242 127V128H241ZM12 128L14 129V130H12ZM65 128V129H64ZM117 128V129H116ZM133 128H134V130L135 131H133ZM35 129V130H34ZM61 129V130H60ZM69 129H70V131H72V129L74 130H78V132L77 131H75V132H77V133H72L71 132V136H68V131H69ZM94 129V130H93ZM125 129H128V130H130V133H128L127 135H126V133H127V131L128 130H125ZM253 129V130H252ZM8 130H9V132H8ZM10 130H12V132L14 131V133H11L10 134V136H9V133H10ZM43 130V131H42ZM108 130V131H107ZM114 130L116 131V133L114 132ZM162 130V131H161ZM163 130H164V132H163ZM165 130L167 131L166 133H165ZM257 130V131H256ZM4 131V132H3ZM18 131V132H17ZM32 131V132H31ZM42 131V132H41ZM69 131V132H70ZM85 131H89L88 132V134H87V132H85ZM91 131V132H90ZM121 131V132H120ZM261 131V132H260ZM3 132V133H2ZM36 132V133H35ZM46 134H45V133ZM47 132H49V133H51V134H49V133H47ZM62 132V134H60ZM80 132H81V135H80ZM97 134H96V133ZM106 132H110L109 133V135H108V133L106 134ZM118 132V133H117ZM123 132H125V133H123ZM129 132V131H128ZM135 132V133H134ZM16 133H19L18 135L16 134ZM64 133V134H63ZM119 133H122V134H119ZM133 133V134H132ZM174 133H175V136H174ZM178 135H177V134ZM251 135H250V134ZM6 134V135H5ZM40 134H41V136H40ZM42 134H44V135H46V136H44V135H42ZM73 134V135H72ZM77 134H78V136H77ZM96 134V135H95ZM101 134H103V135H101ZM106 134V135H105ZM116 134H119V136L117 135L116 136ZM162 134H163V136H162ZM247 134H249L248 136H247ZM85 135H86V137H87V139H86V137H85ZM104 135H105V137H104ZM113 135V136H112ZM114 135L117 137V141H116V137H114ZM124 135V136H123ZM154 135V136H153ZM157 135H160L161 136V139H162V137H164L165 138V136H168L167 138H165V139H169V140H171L170 138H174V137H179L178 138V140H177V142L173 145L172 144V142H171V145L172 146H170V141H169V143H167L168 144V146H170L171 148L167 151L168 152V154L167 153H165V155H164V157L165 156H167L169 159H168V161H169V163L170 162H172L170 165L171 166H169L170 168L172 167L173 169H171L170 170V172H173L174 173V160H175V157L176 156H178L176 159H178V161H176L175 162V164H177L178 162H180V163H178L177 165H175L176 167L175 168H178L177 170L180 172V170L182 171V172H180L181 174H183V178L182 179H184L181 183H178V181H177V183L178 184H176L175 183V185H177V187L175 186V185H173V184H170V186H168L169 185V181H170V183L172 182V176H174V178H175V175H176V173H175V175L174 174H171V176L169 175L170 173L169 172H167L168 174L166 175L165 173L166 172H163L162 170H161V168H158V166H162V169H163V167H165L164 166V163L166 162V160H163L164 159V157L162 156L163 154V152L162 153H160L161 151V147L159 148V150L158 151H160L159 153L160 154H162V155H160L159 153L158 154H156V148L157 147H159V146H161V144L158 142V141H160L161 142V140H157L156 139V141L158 142L157 144H159V146L156 144V146H154V144H155V142H154V144H153V142H151L152 141V139H153V137H157ZM255 135H257V137L255 138L254 136ZM7 136L9 137L8 138V140H7ZM77 136V137H76ZM82 136H83V138H82ZM93 136V137H92ZM110 136H112V137H110ZM123 136V137H122ZM160 136H158L159 138H160ZM258 136L260 137H263L262 139L260 138V140H258L257 138H258ZM70 137H72V138H70ZM75 137H76V139H75ZM101 137V138H100ZM152 139H151V138ZM6 139V141H5V139ZM47 138V139H46ZM105 138H107V139H105ZM155 138H154V140H155ZM254 138V139H253ZM41 139H43V140H41ZM80 139V140H79ZM102 139V140H101ZM109 139V140H108ZM115 139V140H114ZM175 139V138H174ZM88 140V141H87ZM90 140V141H89ZM97 140H101V141H97ZM149 140V141H148ZM151 140V141H150ZM5 141V143H3ZM77 141V142H76ZM104 141V142H103ZM109 143H108V142ZM173 141V140H172ZM261 141V142H260ZM101 142V143H100ZM115 144H114V143ZM174 142H175V140H174ZM259 142V143H258ZM2 143V144H1ZM95 143V144H94ZM112 143V144H111ZM119 143V144H118ZM102 146H101V145ZM111 144V145H110ZM145 144H146V148H145ZM256 144V145H255ZM260 144H262V146H260ZM3 145V146H2ZM99 146V148H96V146ZM106 145V146H105ZM110 145V146H109ZM113 145H115V147L113 146ZM151 145H152V147H151ZM194 146V148H192L193 146ZM5 146H7L6 147V149H5ZM92 146V147H91ZM97 146V147H98ZM112 146V147H111ZM253 146V147H252ZM84 147V148H83ZM91 147V148H90ZM109 147L110 148H113V149H109ZM55 148V149H54ZM106 148L109 150H107V151H105L106 150ZM3 149V150H2ZM28 149V150H27ZM54 149V150H53ZM57 149V150H56ZM99 149V150H98ZM193 149V150H192ZM249 149H250V152H249ZM252 149V150H251ZM56 150V151H55ZM65 150V151H64ZM85 150V151H84ZM102 150H104L103 151V153H106L105 155H107V157L105 156V155H103V153H102V156H99V154L98 155H96L98 152L100 153V155H101V151ZM248 150V151H247ZM1 151H2V153H1ZM53 152V153H55L56 154V156H54L55 154H53V153H49V152ZM69 151V152H68ZM71 151H73L72 152V154H73V158H71L72 157V155H70L71 154ZM77 151V152H76ZM112 151H114V152H112ZM45 152V153H44ZM61 152V153H60ZM65 152V153H64ZM84 152H86V153H84ZM89 152H90V154H89ZM107 152H108V154H107ZM127 152V153H126ZM247 152V153H246ZM75 153V154H74ZM77 153V154H76ZM109 153H110V156L112 157L113 156V154H114V156H113V158H112V161L110 160V159H108L109 158ZM129 153V154H128ZM180 153H181V155H180ZM4 154V155H3ZM82 154V156H80ZM83 154H84V156H83ZM48 157H47V156ZM53 156V158H55V159H53V158H51L52 156ZM57 155H60L59 157H57ZM74 155H75V157H74ZM76 155H78V156H76ZM93 155V157H91V158H93V159H89L90 158V156H92ZM180 155V156H179ZM4 156V157H3ZM51 156V157H50ZM71 156V157H70ZM81 157V158H78V157ZM98 156V157H97ZM127 156V157H126ZM248 156V157H247ZM31 157V158H30ZM48 159H47V158ZM57 157V158H56ZM63 157V158H62ZM118 158V160H116L117 158ZM51 160H50V159ZM76 158H78V159H80V161L77 159V161H75L76 160ZM126 158H127V160H126ZM166 158V157H165ZM254 158V159H253ZM263 158V159H262ZM69 159L70 160H72V163L74 164V162H75V164L79 161V163L78 164H76V165H73V164H71L70 163V161H69ZM74 159V160H73ZM95 159V160H94ZM107 159V160H106ZM243 159V161L244 162H242L241 160ZM22 160V161H21ZM24 160V161H23ZM35 160V161H34ZM49 160V161H48ZM55 160H58V161H56L55 162ZM110 160V161H109ZM123 160L124 161H126L124 164H123ZM130 161V162H127V161ZM162 160L164 161L163 163H162ZM171 160V161H170ZM180 160V161H179ZM250 161V163L251 162H253L254 164H255V162H257L258 161V163H259V168L258 169H256L255 170V166H254V164L252 165V164H249V161ZM252 160V161H251ZM48 161V162H47ZM74 161V162H73ZM137 161V162H136ZM248 161V162H247ZM68 163V165H66L65 163ZM85 162H86V164H85ZM121 162V163H120ZM51 163V164H50ZM66 166H68L67 167V169L69 170V172H68V170H66V167H65V165ZM97 163V164H96ZM113 163H115V164H113ZM245 163H246V165H245ZM35 164V165H34ZM39 164V165H38ZM46 164H47V167H46ZM49 164L52 166L53 164H55L54 166H56V167H54V166H49ZM72 166H71V165ZM87 164H89V165H87ZM126 164H128V165H126ZM163 164V165H162ZM167 164V163H166ZM165 164V165H166ZM32 165V166H31ZM43 165H44V167H43ZM59 165H64V167H65V172L66 173H64V167L63 168H61L62 166H59ZM70 165V166H69ZM78 165H79V167H78ZM117 165V166H116ZM250 165V166H249ZM82 166V168H80ZM178 166V167H177ZM180 166V167H179ZM4 167H6V168H4ZM38 167H40V169H38ZM54 167V168H53ZM69 167H70V169H69ZM87 168V169H85V168ZM127 167H129V168H127ZM167 167V166H166ZM231 167H232V169H231ZM247 167V168H246ZM58 168H60V170L58 169ZM154 168V169H153ZM169 168V169H170ZM180 168V169H179ZM234 168V169H233ZM58 169V170H57ZM75 169V170H74ZM78 169H79V171H78ZM159 169H160V171H159ZM168 168H167V171L169 170ZM40 170H42V171H40ZM235 170V171H234ZM42 172V173H40V172ZM50 171V172H49ZM55 171V172H54ZM59 171V172H58ZM76 171H78V172H76ZM82 171V172H81ZM103 171V172H102ZM117 171V172H116ZM156 171V172H155ZM158 171V172H157ZM164 171H165V168H164ZM177 171V172H178ZM248 171V172H247ZM252 171V172H251ZM260 173H259V172ZM164 173V177L163 176H161V175H163V173ZM178 172V173H179ZM258 172V173H257ZM0 173H3V171L1 172V170H0ZM46 173H48V175L46 174ZM50 173H53L52 175H50ZM58 173V174H57ZM66 174V175H64V174ZM68 173H70V174H68ZM79 173V174H78ZM117 173H125L128 177H130V181H131V185H129L128 187H129V189H128V187L125 189V190H122V189H119L118 190V188H112V189H108V188H106L105 186H103V185H105V181H106V177H107V175H109V174H117ZM159 173V174H158ZM104 174V175H103ZM180 174V175H181ZM259 174V175H258ZM1 175V177H2V174H0ZM34 175V176H33ZM35 175H36V177H35ZM42 175V176H41ZM155 175H157V178H154V177H156ZM178 175V174H177ZM238 175H240L239 177H238ZM250 175V176H249ZM255 175V176H254ZM41 176V177H40ZM45 176V177H44ZM47 176V177H46ZM57 176H60V178H58ZM171 178H169V177ZM187 178H186V177ZM246 176V177H245ZM0 177V181L2 180V178ZM9 177H10V179H9ZM50 177V178H49ZM58 178V179H56V178ZM63 177H64V179H63ZM86 177V178H85ZM99 177V178H98ZM160 177V178H159ZM181 177V176H180ZM180 177H179V179H180ZM259 177V178H258ZM263 177V178H262ZM164 178V179H163ZM178 178V176H176V179ZM250 178V179H249ZM18 179V180H17ZM67 179V180H66ZM76 179V180H75ZM84 179V180H83ZM157 179H159L158 181H160V182H156V183H158V184H160L161 182H164V185L165 186H163L162 184H160L159 186H161V188L162 187H164L163 188V190L165 191V196L163 197V195H162V197H161V192L163 191L159 186H158V184L156 185V183L154 182L155 180H157ZM163 179V180H162ZM167 179H169V181L167 180ZM176 179L175 180H173V183L176 181ZM178 179V180H179ZM181 179V180H182ZM187 179V180H186ZM259 179V180H258ZM12 180H13V182H12ZM55 180V181H54ZM83 180V181H82ZM152 180H154L153 182L155 183V184H152L153 182H151ZM165 180H167L168 182H165ZM180 180V181H181ZM22 181H24V182H22ZM27 181V182H26ZM66 181H68V182H66ZM74 181H77V183H75ZM84 182V183H82V182ZM104 181V182H103ZM179 181V182H180ZM260 181H262V182H260ZM10 182H11V184H12V186H14V185H16L15 186V188L14 187H12L11 186V184H10ZM22 182V183H21ZM149 182H151V183H149ZM184 182V183H183ZM186 182H188V183H186ZM8 183V184H7ZM30 183V184H29ZM94 183H95V185H94ZM101 183V184H100ZM104 183V184H103ZM167 184V187H169V188H171L170 190H171V193H170V195H169V193H168V190H169V188H165L166 187V184ZM183 183V184H182ZM37 184V185H36ZM69 184H71V186L69 185ZM180 184H181V186H184V184L186 185V187L188 188V191H190V192H187V189H185V186H184V190H185V193L187 192V195H183L184 194V190H182V188L180 187V189H179V186H180ZM263 184V185H262ZM9 185V186H8ZM24 185V186H23ZM51 185V186H50ZM156 185V186H155ZM190 185V186H189ZM262 185V186H261ZM10 186H11V188H13V189H11L10 188ZM17 186H18V189H23V193H19L18 195H16V197H15V192H14V190L16 191V194H17ZM30 186V187H29ZM39 186V187H38ZM92 186H93V188H92ZM97 186V187H96ZM173 186V187H172ZM175 186V187H174ZM221 186V187H220ZM250 188H249V187ZM254 186V187H253ZM259 186H261L262 187V189H261V187H259ZM3 187V188H4ZM7 187H8V189H7ZM33 187V188H32ZM35 187H37L36 189H35ZM80 187V188H79ZM130 187H131V189H130ZM133 187V188H132ZM159 187V188H158ZM52 190H51V189ZM74 188H76V189H74ZM91 188V189H90ZM174 188H177V189H174ZM190 188H191V190H190ZM103 189V190H102ZM108 189V190H107ZM256 189V190H255ZM259 189H261V190H259ZM12 190V191H11ZM25 190V191H24ZM32 190V191H31ZM48 190V191H47ZM104 190H106L105 192H104ZM115 190H117V191H115ZM134 190V191H133ZM162 190V191H161ZM173 190L175 191V192H173ZM178 190H180V193H178L177 191ZM254 190V191H253ZM46 191V192H45ZM51 191V192H50ZM128 191V192H127ZM132 191V192H131ZM159 191V192H158ZM161 191V192H160ZM251 191V192H250ZM260 191V193L258 194V192ZM9 192H10V194H9ZM13 192V193H12ZM21 192H22V190H21ZM28 192V193H27ZM53 192V193H52ZM68 192V193H67ZM131 192V193H130ZM157 192V193H156ZM183 192V193H182ZM191 192H192V195H191ZM262 192V193H261ZM8 193V194H7ZM26 194V196H25V194ZM42 193V194H41ZM60 193H61V195H60ZM93 193V194H92ZM159 193H160V195H159ZM177 193L181 196V195H183V196H179L178 195V197H179V199H178V197H176V200H174L175 199V196L177 195ZM182 193V194H181ZM256 193V194H255ZM12 194V195H11ZM47 194L49 195V196H47ZM106 194V195H105ZM120 194V195H119ZM128 194V195H127ZM133 194V195H132ZM156 194H158L160 197H158V195H156ZM162 194H163V192H162ZM166 194H167V196H168V198L166 197ZM254 194V195H253ZM22 195V196H21ZM45 195V196H44ZM51 195H53V196H51ZM58 195V196H57ZM68 195V196H67ZM114 195V196H113ZM118 195V196H117ZM223 195V196H222ZM34 196H35V198H34ZM47 196V197H46ZM57 196V198H54V197H56ZM105 196V198H103ZM121 196V197H120ZM257 196V197H256ZM38 197V198H37ZM41 197H43V198H45V199H43V198H41ZM158 199H157V198ZM183 197V198H182ZM40 198V199H39ZM120 198H122V199H120ZM165 198V199H164ZM168 200H167V199ZM183 200H182V199ZM187 198V199H186ZM189 198V199H188ZM217 198H221L222 200H224V201H221V199H217ZM53 199H55L54 200V202H53ZM160 199V200H159ZM164 199V200H163ZM6 200V199H5ZM28 200V201H27ZM117 200H119V201H122V202H118L117 203ZM127 200V201H126ZM161 201V202H159V201ZM179 200H181V201H179ZM213 200V201H212ZM34 201V202H33ZM46 201V205H45V203H43V202H45ZM50 203H49V202ZM60 201V202H59ZM175 201V202H174ZM186 201L187 202H189L190 201V203H187L188 205H186ZM210 201H211V208L210 207H208V206H210L209 205V203H210ZM216 201H218V202H216ZM20 202H23V203H21V204H18V203H20ZM30 202V203H29ZM58 202V203H57ZM110 202H112V203H110ZM213 202V203H212ZM216 202V203H215ZM220 202H222V203H220ZM6 203H8V204H6ZM50 205H49V204ZM54 203V205H51V204H53ZM61 203V204H60ZM107 203V204H106ZM108 203H110V204H108ZM125 203V204H124ZM157 203V204H156ZM177 203L179 204L178 206H179V208L177 207ZM183 203V204H182ZM215 203V204H214ZM224 203V204H223ZM230 203H232V204H230ZM2 204L4 205V206H6V207H4V206H2ZM6 204V205H5ZM15 204V205H14ZM16 204H18L17 206H18V208H20V210L21 211H19L22 215H23V217L22 218H20L19 217V213L17 212V210H15L14 209V207L15 208H17V206H16ZM23 204H24V206H23ZM32 204V205H31ZM34 204H36V206H34ZM104 207V208H106V207H108L109 205V207L108 208H106V210L108 211V209H109V211H108V213L106 212V210L103 208V210H101L102 208V206ZM117 204H118V206H117ZM182 204V205H181ZM190 204V205H189ZM192 204V205H191ZM203 204V205H202ZM208 204V205H207ZM213 204H214V207H216V205H218V207H216V208H214L213 209ZM219 204H223V205H219ZM10 205V207H8ZM19 205H21V207H19ZM45 205V206H44ZM115 205H116V207H115ZM188 206L187 208H185L186 206ZM206 205V206H205ZM55 206V207H54ZM59 206V207H58ZM61 206H62V208H61ZM70 206V207H69ZM125 206V207H124ZM175 206V207H174ZM194 206V207H193ZM197 206H198V208H200V209H197ZM205 206V207H204ZM9 209L8 211H10V213L8 212H5V209ZM43 208L44 209V211H42V209L41 208ZM47 207V208H46ZM52 207V208H51ZM166 207L168 208V209H166ZM173 207H174V209H173ZM189 207H191V212H192V209H193V214H195L196 213V216H193L192 215V217H190V215H191V212L190 211H188L187 209H189ZM228 207V208H227ZM10 208H12V210L10 209ZM17 208V209H18ZM23 209V211L24 212H22V209ZM35 208V210H33ZM36 208H37V210H36ZM61 208V209H60ZM99 208H100V210H99ZM185 208V209H184ZM203 208V209H202ZM208 208H210L211 210H209ZM231 208V209H230ZM29 209V210H28ZM56 209H58V211H61V213H59V212H57V210ZM115 209H116V211H115ZM137 209V210H136ZM155 209L157 210V211H155ZM167 210L168 211V213H167V211H166V214L165 213H163V212H165L164 210ZM171 209V210H170ZM182 209V210H181ZM207 209V210H206ZM221 209V210H220ZM230 209V211H228V214L226 213L225 214V217L227 216V215H230L231 216V214L233 213L234 215H232V217H235L236 219H234V221H235V223L233 222L232 223V221L231 220H233V218L232 217H230L229 216V218L231 219H229L228 218V220L229 221H227V217L226 218H220L221 219V221L223 220V222L225 223V222H231V225L229 224V223H227V224H229L230 225V227H229V229H228V227H227V225H225V224H223V222H221L220 223V219H219V214L221 213V214H223L224 215V212H226L227 210H229ZM122 210V211H121ZM174 210H176V213L177 214H174L175 212H173V213H170L171 211H174ZM178 210V211H177ZM179 210H180V212L181 213H179ZM184 210H185V212H186V214H185V212H184ZM190 210V209H189ZM195 210H196V212H195ZM200 210V211H199ZM204 210V211H203ZM213 210V211H212ZM219 210H220V212H219ZM224 210V211H223ZM13 211V212H12ZM28 211V212H27ZM40 211H42V212H40ZM46 211H48V213L46 212ZM54 211V212H53ZM121 211V212H120ZM132 211H134L133 213L134 214H132L131 216L130 215H128V217L126 216V213L127 214H131L132 213ZM102 212H106L105 214L104 213H102ZM112 212H113V214H112ZM188 212H190V213H188ZM199 212V213H198ZM202 214H201V213ZM209 212H210V214H209ZM217 212L219 213V214H217ZM240 213L239 214V217H238V213ZM7 213V214H6ZM40 213V214H39ZM53 213V214H52ZM99 213V214H98ZM110 213V214H109ZM118 213H119V215H118ZM158 213V214H157ZM197 213H198V215H197ZM18 214V215H17ZM42 214V215H41ZM57 214V215H56ZM61 214V215H60ZM120 214H122V215H120ZM135 214H137V215H135ZM174 214V215H173ZM201 214V215H200ZM207 214H209V215H207ZM220 214V215H221ZM27 215V217H25ZM30 215V216H29ZM32 215V216H31ZM39 215V216H38ZM43 215H44V217H43ZM99 215H101V216H99ZM170 215H173L174 216V218H176V219H174L175 220V222H174V220H172L171 219V217L172 216H170ZM177 215H179V216H177ZM183 215V216H182ZM222 215V216H223ZM19 217V219L18 218H16V217ZM28 216L30 217V218H28ZM45 216H47V219H46V217ZM57 216V217H56ZM129 216H130V218H129ZM135 216H138L137 218L138 219H135L136 217ZM156 216V217H155ZM185 216V217H184ZM240 216L242 217V219L244 220V218H245V220L247 221V223L246 222H239V220H240ZM39 217V218H38ZM41 217V218H40ZM182 217H184V218H182ZM188 217V218H187ZM56 218V219H55ZM111 218H113V221L115 220V219H117V220H115V222L116 221H118V223H115L114 224V222L112 221V219ZM127 218V219H126ZM134 218V219H133ZM170 218V219H169ZM192 218L194 219V221L192 220ZM203 218V219H202ZM237 218H239V219H237ZM14 219H16V220H14ZM21 219H24L23 221L21 220ZM41 219V220H40ZM44 219V220H43ZM53 219V221H51ZM55 219V220H54ZM59 219H63L62 221L61 220H59ZM121 219V220H120ZM160 219H161V221H160ZM219 219V220H218ZM225 219V220H224ZM249 219L252 221V222H254V223H252V224H250L251 223V221L250 222H248L249 221ZM257 219H259V220H257ZM12 220V221H11ZM18 220V221H17ZM29 220V221H28ZM45 220H46V225H45ZM59 220V221H58ZM93 220V221H92ZM123 220H125L124 221V224H126L127 225V223H128V225H127V227H126V225H124V224H122V222H123ZM135 220V221H134ZM137 220V221H136ZM154 220V221H153ZM177 220L179 221L178 223H177ZM186 220V221H185ZM236 220H238V221H236ZM243 220H241V221H243ZM261 220L263 221V223L261 222ZM10 221H11V223L12 222H14V221H17L16 223H20L21 225L23 224V222H25L26 224H28V226L31 228V231H30V229H29V227H28V229L25 231L24 229H26V228H22V227H27L26 226V224H23V226L22 227H20L21 229H18L19 227H17L16 225H14L15 224V222L14 223H12L14 226H16V228H14L13 230H11L12 229V227L11 226H13L12 224L11 225H9L10 224ZM57 221V222H56ZM65 221V222H64ZM111 221V222H110ZM121 221V222H120ZM127 221V222H126ZM158 221V222H157ZM168 221V222H167ZM189 221V222H188ZM219 221V222H218ZM3 222H4V224H3ZM9 222V223H8ZM30 224H29V223ZM36 222V223H35ZM41 224H40V223ZM56 222V223H55ZM59 222V223H58ZM91 222V223H90ZM110 222V223H109ZM173 222V223H172ZM198 222V223H197ZM239 222V223H238ZM61 223V224H60ZM68 223V224H67ZM157 223V224H156ZM166 223H167V225H166ZM171 223H172V225H171ZM176 223V224H175ZM183 223V224H182ZM255 223H256V225H255ZM7 224H8V226H7ZM20 224H18L19 226H20ZM57 224V225H56ZM64 224V225H63ZM190 226H188V225ZM191 224H193V227H192V225ZM234 224V225H233ZM239 224H241V225H239ZM244 224V225H243ZM246 224V225H245ZM247 224H248V226H249V224H250V227H251V225H252V228L250 229V228H247V227H245V226H247ZM258 224H260V225H258ZM3 225V226H2ZM32 225V226H31ZM35 225V226H34ZM41 225V226H40ZM48 225V226H47ZM99 225H101L102 227H106V228H102L101 226H99ZM117 225V226H116ZM121 225H124L125 226V228H124V226H122L121 228H120V226ZM130 225H133V226H130ZM153 225V226H152ZM170 225V226H169ZM180 225H182V226H180ZM183 225H187V227L189 228L188 230H186L187 229V227L185 226H183ZM40 226V227H39ZM58 226V227H57ZM67 226V227H66ZM157 227V229H155L156 227ZM158 226L160 227V229L158 228ZM168 226V227H167ZM173 226V227H172ZM200 226V227H199ZM254 226H256L255 228H254ZM259 226H260V228H259ZM8 227H11V228H9L11 231H12V233H11V231L8 229ZM33 227V228H32ZM50 227H52V231H51V228ZM55 227V228H54ZM109 227V230L107 229ZM116 227V228H115ZM130 227V228H129ZM167 227V228H166ZM172 227V228H171ZM175 227V228H174ZM183 227V228H182ZM221 229H220V228ZM4 228V229H3ZM57 228V229H56ZM62 228V229H61ZM76 228V229H75ZM173 228H174V230H173ZM180 228H182V229H184L186 232H184L183 230H180ZM233 228V229H232ZM257 228H259L258 230H256ZM17 229V231H15ZM39 229V230H38ZM50 229V230H49ZM105 229V230H104ZM125 229H128V231L126 232V230ZM172 229V230H171ZM206 229H207V231H206ZM208 229H210V230H212V229H214V230H212V232L210 231V233H209V230ZM223 229H227L228 230V232H227V230H224L223 231ZM248 231H247V230ZM254 229H255V231H254ZM2 230V231H1ZM20 230V231H19ZM38 230V231H37ZM55 230H56V232H55ZM123 230V231H122ZM125 230V231H124ZM157 230V231H156ZM161 230H162V232H161ZM205 230V231H204ZM218 230V231H217ZM220 230H221V232H220ZM231 230H233V231H231ZM263 230V229H262ZM24 231V234H23V236H24V239L23 240H28V241H24V242H26V243H28L27 244V247H25L26 246V244H25V246L24 245H21L20 243H22V244H24L23 242H21L20 241V243H18V241L16 242V240H22V239H19L20 238V236L22 235L21 234V232H23ZM27 231H28V233H27ZM31 233H30V232ZM35 231H37V232H35ZM48 231V232H47ZM64 231V232H63ZM78 231V232H77ZM80 231L81 232H84V233H86L85 234V237H84V233H80ZM107 231L109 232L110 231V233H108L107 234ZM111 231H115V233H116V235H115V233H112ZM157 232V234H156V232ZM160 231V232H159ZM163 231H164V233H163ZM168 231H169V233H168ZM171 231H173V232H171ZM176 231V232H175ZM184 233H183V232ZM198 231V232H197ZM215 231V232H214ZM25 232H26V235H25ZM39 232H41V233H39ZM45 232V233H44ZM54 233V235H52V233ZM59 232H60V234H61V236H59L58 234H59ZM76 232H77V234H76ZM124 232V233H123ZM129 232V233H128ZM175 232V233H174ZM177 232H179L180 234H178ZM216 233L217 232V234L218 233H222V236H224L223 234V232H225L226 233V235H225V237H222L221 235V242L219 241V240H217V239H220L218 236H217V234H214V233ZM235 232V233H234ZM4 233V234H3ZM36 233H37V235H36ZM44 233V234H43ZM51 233V234H50ZM90 233V234H89ZM104 233V234H103ZM119 233V234H118ZM126 233H128V234H126ZM152 233V234H151ZM168 233V235H166ZM178 234V237H177V234ZM186 233H187V235H188V237H187V235H186ZM195 233V234H194ZM215 235H213V234ZM231 233V234H230ZM27 234H30L29 236L27 235ZM64 234V235H63ZM80 234H83V236H80ZM161 234V235H163V238L161 237V235L159 236V235ZM182 234V235H181ZM186 236H185V235ZM197 234H199V235H197ZM204 234H206V236H204L205 237V240H199V239H201V238H199V237H202ZM210 234H212V240L213 241H215V242H212L210 239H211V237H209L208 235H210ZM233 234V236H231ZM236 234V235H235ZM16 235H18V237L16 236ZM20 235V236H19ZM47 237H46V236ZM75 235H77V237L75 236ZM130 235L132 236V239H131V237H130ZM165 235V236H164ZM219 235V234H218ZM230 235V236H229ZM240 236L239 238L237 237V236ZM256 235L258 236V238L256 237ZM7 236V237H8ZM14 238H13V237ZM25 236H27L26 238L27 239H25ZM42 236L44 237V238H42ZM65 236V241L63 240V237ZM70 236H71V238H70ZM91 236V237H90ZM113 236V237H112ZM115 236V237H114ZM120 236V237H119ZM157 236H158V238L160 239H158L157 238ZM197 236V237H196ZM236 236V237H235ZM255 236V237H254ZM264 236V235H263ZM8 237V238H9ZM12 237V238H11ZM15 237H17L16 239H15ZM83 237V238H82ZM230 237V238H229ZM235 237V238H234ZM261 237V238H260ZM58 238V239H57ZM70 238V239H69ZM114 238V239H113ZM130 238V239H129ZM133 238H135V240H133ZM253 238H256V239H253ZM13 239V240H12ZM47 239V240H46ZM49 239L52 241H50V243H49V246H47V249H45L46 247H43V246H46L47 244H48V242H49ZM57 240V242H56V240ZM104 239V240H103ZM111 239V240H110ZM118 241H117V240ZM164 239V240H163ZM171 239V240H170ZM226 239H227V241H226ZM229 239H231L230 240V242L228 241ZM43 240H46L47 242V244L46 243H44L42 246H40L41 244L40 243H42L41 241H43ZM59 240V241H58ZM63 240V241H62ZM71 240V241H70ZM74 240V241H73ZM97 240V241H96ZM147 240H148V242H147ZM159 240V241H158ZM162 240V241H161ZM177 240V241H176ZM210 240V241H209ZM14 241V242H13ZM40 241V242H39ZM92 241V242H91ZM120 241V242H119ZM146 241V242H145ZM164 241V242H163ZM179 241H180V243H179ZM191 241V242H190ZM200 241H203V242H200ZM205 241V242H204ZM219 241V242H218ZM234 241V240H233ZM259 241H258V243H259ZM44 242V241H43ZM62 242H63V244H62ZM82 242H83V244H82ZM89 242H91L90 244H89ZM157 242H158V245H157ZM177 242V243H176ZM211 242V243H210ZM216 242H217V244H216ZM222 242H224L223 243V245H222ZM250 242V243H251ZM2 243V244H1ZM51 243H53V244H51ZM93 243V244H92ZM113 243V244H112ZM118 243H120V245L118 244ZM145 243V244H144ZM147 243H151V244H147ZM163 243V244H162ZM178 243H179V245H178ZM214 243H215V245H214ZM221 245H220V244ZM232 243V245H229V244H231ZM253 243H251V244H253ZM20 244V245H19ZM46 244V245H45ZM72 244V245H71ZM117 244V245H116ZM188 244V245H187ZM192 244V245H191ZM31 247H30V246ZM40 246V247H42L43 249H40V247H38V246ZM81 245H83L82 247H81ZM90 245V247H91V245H92V247L91 248H93V246L95 247V249H92L93 251H94V253H93V251L91 250V248H90V251H88V252H86L87 251V249H88V246ZM113 245V246H112ZM144 245L146 246V250H145V248H144ZM148 245H150V246H148ZM157 245V246H156ZM198 245V246H197ZM213 245V246H212ZM217 245H219V246H217ZM19 246V247H18ZM22 246H24V247H22ZM71 246V247H70ZM109 246V247H108ZM119 246V247H118ZM131 246V247H130ZM137 246V247H136ZM151 246H153L152 248H154L153 250H152V248H151ZM177 246L179 247V249L177 248ZM189 246V247H188ZM192 246V247H191ZM237 246H239L237 249L235 248V247H237ZM9 247H11L12 249H9ZM16 247H17V249H16ZM29 247V248H28ZM56 247V248H55ZM114 247H116V248H113ZM126 247H128L127 249L129 250V252H127V249H126ZM130 247V248H129ZM135 247V248H134ZM172 247V248H171ZM188 247V248H187ZM205 247V248H204ZM27 248V249H26ZM32 250H31V249ZM40 249L41 250V254H40V252H39V254L37 253V250L36 249ZM65 248V249H64ZM81 248H83L84 250H85V253H89V255L91 254V256H92V258H86L87 257V254H85L84 252H83V254H82V250H81ZM97 248V249H96ZM101 248L102 249H104L103 251L101 250ZM133 248V249H132ZM149 248V249H148ZM156 248V249H155ZM216 248V250H214ZM16 249V251H14V252H16V255H15V253L12 251V250H15ZM21 249V251H23L24 249L25 250H28V252H27V255H25L24 257H21V251H19ZM56 249V250H55ZM69 249H71V250H69ZM99 249V250H98ZM132 249V250H131ZM159 249H160V251H159ZM168 249V250H167ZM171 249H172V251H171ZM184 249V250H183ZM185 249H188V251L187 250H185ZM192 249V250H191ZM204 249H206V250H204ZM209 249V250H208ZM24 250V251H25ZM45 250V251H44ZM59 250V251H58ZM62 250V251H61ZM83 250V251H84ZM147 250H149L148 252H147ZM176 250L178 251V252H176ZM181 250V251H180ZM197 250H199V251H197ZM202 250V251H201ZM43 251H44V253H43ZM55 251V252H54ZM71 251L72 252H74V253H71ZM161 251L162 252H164L163 254L161 253ZM190 251H192V254L190 253ZM195 251H197L198 253H196ZM205 251H206V253H205ZM51 254H50V253ZM65 252V253H64ZM69 254V260H71V261H69V260H67V253ZM80 252V253H79ZM92 252V253H91ZM95 252H96V254H95ZM97 252H98V254H97ZM104 252V253H103ZM147 254H146V253ZM196 254H195V253ZM214 252V253H213ZM29 253V254H28ZM56 253V254H55ZM103 253V254H102ZM188 253V254H187ZM203 254V255H201V254ZM234 253H237L236 254V256L237 257H239V258H237L236 256H235V254ZM264 250L263 251H261V256H263L262 257V263L261 264H264ZM31 254V255H30ZM66 254V255H65ZM74 254H76V256L74 255ZM82 254V255H81ZM94 254V255H93ZM156 254V255H155ZM177 254V255H176ZM199 256H198V255ZM208 255H209V253H207ZM221 254V255H222ZM55 255V256H54ZM65 255V256H64ZM79 255L81 256V258L79 257ZM88 255V257H91V256H89ZM158 255V256H157ZM183 255V256H182ZM188 255H192V256H188ZM194 255L195 256H198V257H194ZM206 255V256H205ZM209 255V256H210ZM220 255V254H219ZM225 255H223V257H224V259L222 258V256H221V260L223 259V261H225V259H226V256ZM230 255V256H231ZM241 257H240V256ZM27 256H28V258H27ZM48 256H51L50 258L48 257ZM58 256V257H57ZM176 256V257H175ZM202 256H204L205 257V260H204V258L202 257ZM215 256V257H214ZM32 257V258H31ZM37 257H38V259H37ZM64 257H66V258H64ZM85 257V258H84ZM151 257V258H150ZM192 257H193V259H192ZM212 256H210V258H211ZM234 257H236L235 259H234ZM30 258V259H29ZM53 258V259H52ZM176 258V259H175ZM181 258V259H180ZM188 258V259H187ZM195 258H196V262H195ZM218 258H219V256H218ZM26 261H25V260ZM32 259V260H31ZM47 259H49L48 260V262H46V260ZM63 259V260H62ZM89 259V260H88ZM155 259H157V260H155ZM198 259V260H197ZM215 259H217V258H215ZM219 259V260H220ZM241 259V260H240ZM28 260V261H27ZM30 260H31V262H30ZM36 260V261H35ZM86 260H88V261H86ZM152 260V261H151ZM170 260V261H169ZM182 260V261H181ZM190 260V261H189ZM237 260H240V261H238L237 262ZM55 261V262H54ZM76 261V262H75ZM174 261V262H173ZM189 261V262H188ZM198 261H199V263H198ZM205 261V262H204ZM208 261V262H207ZM217 261V262H216ZM223 261H221V263L223 262ZM88 262V263H87ZM103 262V263H102ZM173 262V263H172ZM210 262V263H209ZM228 261H226V262H224V264H226ZM230 262H229V264H230ZM241 262V263H240ZM248 262V263H247ZM220 264V263H219Z\"/></svg>","mask_w":264,"mask_h":264},{"label":"bare ground","instance_id":"bare-ground-1","mask_svg":"<svg viewBox=\"0 0 264 264\" xmlns=\"http://www.w3.org/2000/svg\"><path fill=\"white\" fill-rule=\"evenodd\" d=\"M1 1V0H0ZM10 0H8V2H9ZM16 1V0H15ZM14 1V2H15ZM19 1V0H18ZM24 1V3H22V4H20V1L19 2H17V3H19L18 5H15L16 6V10H14L15 9V6L13 5V4H16V3H12V1H11V3L9 4L8 2H7V0H5V2H7V3H5V2H2V3H4V5H6L7 4V6H9V5H13L12 7H10L9 6V9L11 10V11H9V9L8 8H5V9H3L4 11H7L8 13L6 14L3 10V12L5 13V15H2L3 14V12L1 11V13H0V16H1V19H2V17H6L8 14H9V12L12 14V9H13V12L15 11V13H13V15H12V17H13V20H9L8 18H6V19H8V20H6V21H8V23L10 22V24H11V26H13L15 29L16 28H19L21 31H23L24 29H22V28H25V27H29L28 29H30L31 30V32H32V30L33 29H38L39 28V30H41L40 28L41 27H44V34H42V31L43 30H41V33H39V37L41 36H43V35H47V34H49V33H53V34H55L56 35V32L57 31H59V33H57V37L59 38V40L58 39H56L57 41L55 42L53 39V42L50 40V39H47V41H45L46 42V47H44V46H42V44H41V49H39L38 50V47H37V45H36V42H25V43H23V44H21L20 46H18V44H17V46H16V42H15V40H17L18 38H20V37H23V36H21L20 35V33L19 32H16L15 33V36L13 35V37L12 38H8L7 39V42H8V46H7V48H5V47H2V50H3V48H4V51H0L1 52V54H0V94H2V95H4V96H7V95H9V94H7L8 93V87L10 86V84L12 85L13 83L15 84V82H13V83H11L12 82V80H14V78L15 79H19V78H16V77H24L25 79L24 80H22L23 78H20V81L17 83V87H15L16 88V90L17 91H19L20 92V96H21V92L24 94V98H23V96H21L23 99H24V101H25V103H24V101H22L24 104H26L28 107H31L30 109H28V107H26V106H24V108H26V111L28 112V114H27V112H25L26 114L24 115L23 114V112L22 111H19V112H21L20 114H18V116H16V114L15 115H12L13 116V118L14 117H17L16 119H14V120H17L18 118L20 119L22 116H24V123H25V116H26V118H27V115H29L30 114V110H32L33 108H35V107H33L32 108V106H31V104H32V102L31 101H34V100H36L39 96H38V94H40V92L39 91H42V90H40L41 88H45V89H48V90H55V89H57V87L58 88H60L59 89V91H55L57 94H58V96H56L55 97V94H53V93H51L50 94V99H54V97H55V99H56V101H58L59 99H60V96H59V93L58 92H60V90L61 89H65L66 88V90H67V88H69L68 90H67V92H71L72 90H73V88L74 89H77L76 90V92L78 91V90H80V88H81V90L80 91H78V93L80 94H82V92H83V90L85 91V93H86V91H87V95L90 97H88L89 99H88V101H90V99H91V101L92 102H90L92 105L94 104V106H96L97 105V103H98V101H99V98H101V97H99V95L100 96H102V94L104 95V97H105V99H107V101L105 102V100H104V103H105V106L103 105L102 107H106V109H104V111L106 112L107 111V109L109 108H111V110L110 111H112L113 112V110H114V112L116 111V112H118L119 113V115L116 113V115L115 114H112V115H115L114 117H111L110 115H111V112L109 111V116H108V119H107V115L106 116H104V114H105V112L104 111H102L103 112V116L102 117H105L107 120L105 121L104 119V121L108 124L107 126H109V123L111 122V120H113V122H111V124H115V122H114V120L115 119H113V118H116V120H118V118L119 119H121V121H117V124H122L123 123V120L125 121V119H130L131 120V122H129V120L128 121H126V122H128L130 125H131V123H132V121L133 122H135L134 123V125H136V124H138V122H147V117L145 118V119H143V121H141V117H145V115L146 116H148L147 115V113H146V111H144L145 109V107L142 109V110H139V109H141V105L143 106V104H140V106H138L137 105V103L138 102H136V105H135V102H134V104H133V108H135L136 109V107H139V109L137 108L136 110H139V111H137V116H139V118L138 117H134V120H132L133 118L132 117H127V115L125 116L126 118L124 119V116H122L124 113H121V112H123V110H125L124 108H126V110H128V108H127V106H128V103L127 102H125V101H128V102H132V101H134V100H136V98H138L139 96H140V94H141V90H139V89H135L136 91H134V94L133 95H131L130 96V94H128V91H126L125 89H123L124 87H123V83H124V81H123V83H122V87L121 86H119V88H121V89H118L117 88V86H115L114 85V87L115 88H117V89H114V88H112L111 87V85H113V83L115 84V82H118V81H120V82H118V84L120 83L121 84V81L122 80H120V79H123L122 77H120V79H119V71H117V72H115V69H114V71H112L111 70V72H106L108 75L106 76V77H102V76H100V77H98L99 75L98 74H94L93 73V70L92 69H95L97 66L99 67L100 65H102V67L104 66V67H108V66H110V65H113L114 63V61H115V57H116V55H118V57H119V53L121 54V52H122V49L124 48V45L127 47L128 45H131L132 44V42H133V36H132V32L130 31V29L128 30V31H126V30H121L120 29V27H121V25H122V23H123V19H124V16L125 15H129V14H133V13H137V12H143V9L145 10V8L148 6V7H151V9L149 10V8L148 9H146V10H149L148 11V13H149V15L150 16H152V19H150V20H152V22H154V23H156V24H159L160 22H161V20H160V17H163V19L162 20H165L164 18H165V14H164V12H166V14H167V16H166V18L169 16V14H170V12L169 11H171L172 13H173V15L171 16V19H167L168 20V22H164L165 23V26H167L166 24H168L169 25V28H166V29H170L171 31H174V29L172 30L171 28H175L176 27V29L179 31V33L177 34V35H179L180 33H183V34H181L180 36H176V35H174V32H167V33H165L164 35H162V36H160L161 38H160V45H162L163 46V49H164V46L165 45H169L170 47L171 46H173V47H175V50L173 49H170L169 51H166L165 53V57L167 56H171V54H172V52L174 51H176V53L175 54H177V52H178V54H179V56L181 55L180 53L183 51H185V50H191V49H194V48H196V47H199V45L198 46H196V42H202L201 40H205V42L204 43H206V41H209L210 39H211V37L213 36H210L209 35V33L208 32H206L207 31V29H206V31L204 30V28H206V27H208V29L210 28V29H219V28H221V27H223V26H225V29H227L226 28V26H228L229 28H230V30L231 29H233V31L234 30H236L237 28H239V27H237L236 28V26L238 25V22H243V24H244V27H247V28H252L253 26H252V24H251V22L250 21H248V19L250 18H248L247 20H244L243 18H245L243 15V13H245L244 11H248L249 12V14H250V16H252L253 17V15H251V13L253 14V11L257 8V5H260L261 7H263L264 6V0H248V1H242V0H236V1H234V2H231V1H228V0H193V3H196V5H188L186 2V4H184V3H182L181 2V4H184V5H180L181 7H182V9H178V3H180V1L181 0H132V1H136V3L134 4V5H130V4H128L127 5V1L128 0H100L101 1V7H100V11L102 12L101 14L103 15V18H104V21H103V30H104V33H105V35L104 34H102L101 33V36H106V37H104L105 39H106V41H105V39H104V41H102L104 44H103V46H102V49L101 50H103V55L102 56H99V55H97V54H94L95 52L93 51V49H95L96 47H97V45L99 44L98 43V41L97 42H93V45H91L90 44V46H92V48L91 49H88V47L86 48V49H84V45L83 44H85V43H81V46L83 45L84 47L82 48V47H79L80 45H78V47L80 48V49H76V48H74V44H75V41H72V42H74V44H73V50L74 51H72V55H69V54H67L68 52L69 53H71L70 51H71V49H70V51H67V48H69V46L68 45H70V48H71V45L72 44H70V40H71V38H69V40H68V38H66V40H68V41H66L65 42V37H66V34H67V37H68V32H72V31H69V30H72V29H69L68 28V26H67V24H66V26L67 27H64L65 26V23H63L64 25H62V22H61V25H62V27L59 25V28H60V30L59 29H57V28H55L54 29V27H53V24L55 23L56 24V20H66V21H68L69 20V22H70V20H71V18H73L74 19V21H75V23H76V25L77 24H81L80 22L82 21L81 20V18H82V14H83V10H84V7H83V4H75V5H68V3L66 2V0H59L58 1V3H57V5H58V8H55V9H53L52 10V12H51V16H52V18L51 19H49L48 18V21H47V23L45 24V25H42V23L40 22V19L38 18V17H36V18H38L39 19V21L38 20H34V19H32V17L31 16H28L29 14L28 13H37L39 10H38V8H36V7H32V4H28V3H26V1L25 0H22L21 2H23ZM31 1V0H30ZM69 1V0H68ZM80 1V0H79ZM96 1V0H95ZM99 1V2H100ZM130 1V0H129ZM184 1H188L189 2V0H184ZM191 1V0H190ZM216 1H218L219 2V6H216ZM192 2V1H191ZM231 2V3H230ZM252 2V3H251ZM1 2H0V4H2ZM32 3V2H31ZM51 3V2H50ZM54 3H56V1L54 2ZM80 3H82L81 1H80ZM84 3V2H83ZM190 3V2H189ZM44 4V3H43ZM53 4V3H52ZM71 4V3H70ZM72 4H73V2H72ZM56 5V6H57ZM2 5H0V7H1ZM43 6V5H42ZM54 6V5H53ZM55 6V7H56ZM50 7H52V6H50ZM93 7V6H92ZM94 7L96 8V4L94 5ZM255 8V9H254ZM259 8V7H258ZM257 8V9H258ZM50 9H52V8H50ZM49 9V10H50ZM58 9V10H57ZM92 9V8H91ZM96 9H98V8H96ZM0 10H1V8H0ZM47 10V9H46ZM259 10H263V9H260L259 8ZM221 11H223V12H231L232 13V18L230 19L231 21H229V22H227V21H221V18L219 17V13L221 12ZM43 12V11H42ZM145 12V11H144ZM259 13H260V11H258ZM264 12V11H263ZM262 12V13H263ZM40 13V15H42L43 17L45 16L43 13H41L40 11L38 12V14ZM96 13V12H95ZM147 13V14H148ZM28 14V15H27ZM37 14V15H38ZM144 14V13H143ZM145 14H146V12H145ZM162 14H164L165 16H161ZM223 14V13H222ZM246 14V13H245ZM248 14V15H249ZM256 14V13H255ZM33 15V14H32ZM148 15V17L150 18V16ZM247 15V14H246ZM11 16V15H10ZM35 15H33V17H34ZM135 16V15H134ZM146 16V15H145ZM227 16V15H226ZM256 16V15H255ZM260 16H263L262 14H260ZM258 17V16H257ZM35 18V19H36ZM129 18H131V17H129ZM135 18V17H134ZM169 18V17H168ZM180 19L181 18V20L179 21H177L176 20V22L174 21L175 19ZM3 19H5V18H3ZM227 19H229L228 17H227ZM37 21L38 23H36V22H34V21ZM45 20V19H44ZM84 20V19H83ZM131 20H133V19H131ZM147 20H148V18H147ZM147 20H145L146 21V23H143V21L141 20V21H139V20H134L133 22H132V24H131V28H135V30H139L141 27L144 29V31L146 32V30H147V28H148V26H150L149 24L150 23H148V22H150V21H148L147 22ZM249 20H251V19H249ZM257 20H259V19H257ZM6 21H3V22H6ZM127 21H129V20H127ZM126 21V22H127ZM263 21H264V19H263ZM100 22V21H99ZM130 22V21H129ZM179 22V23H178ZM255 22H257V21H255ZM259 22V21H258ZM257 22V23H258ZM0 23H1V21H0ZM7 23V22H6ZM72 23H73V21H72ZM148 23V24H147ZM161 24H163L162 22H161ZM176 24H178V26H176ZM1 25H2V23H1ZM71 25H75V24H71ZM124 25V24H123ZM126 25V24H125ZM160 25V24H159ZM164 25V24H163ZM236 25V26H235ZM3 27L5 26L4 24L2 25ZM57 26V25H56ZM91 27H92V25H90ZM129 26V25H128ZM240 26V25H239ZM3 27L2 28H0V29H3ZM75 27V26H74ZM77 27V26H76ZM91 27H89V29H91ZM95 27V26H94ZM98 27V26H97ZM96 27V28H97ZM127 27V26H126ZM130 27V26H129ZM151 27H154V26H150V28ZM160 27V26H159ZM256 27V26H255ZM257 27H259L258 25H257ZM7 28V27H6ZM5 28V29H6ZM10 28V25H9V27H8V29ZM80 28H81V26H80ZM98 28H100V27H98ZM161 28V27H160ZM159 28V29H160ZM162 28H163V26H162ZM224 28V27H223ZM236 28V29H235ZM243 28V25H242V27H241V29ZM259 28H261V27H259ZM4 29V30H5ZM26 29V28H25ZM77 29H79V27L77 28ZM125 29V28H124ZM149 29V28H148ZM158 29V30H159ZM224 29V30H225ZM7 30V29H6ZM6 30L4 31V32H6ZM92 30V29H91ZM102 30V31H103ZM151 30V29H150ZM157 30V29H156ZM157 30V31H158ZM162 30V29H161ZM212 30V31H213ZM223 30V29H222ZM229 30V29H228ZM228 30H226V31H228ZM250 30V29H249ZM249 30H247L246 29V31H248L247 32V34L250 32ZM255 30V29H254ZM256 30H257V28H256ZM262 30V29H261ZM56 31V32H55ZM90 31V30H89ZM88 31V34H89V36H90V32ZM98 31V30H97ZM144 31H143V34H145L144 33ZM149 31V30H148ZM156 31V32H157ZM160 31V30H159ZM167 31V30H166ZM203 31L204 32H206V33H208L207 34V36L205 37L204 35L206 34H203ZM211 31V30H210ZM215 31H217V30H215ZM214 31V32H215ZM221 31V30H220ZM244 31V30H243ZM263 31V30H262ZM0 32H1V30H0ZM8 32V31H7ZM7 32H6V34L5 33H3V34H5V37H6V35H9V32H8V34H7ZM11 32V31H10ZM26 32H28V31H26ZM55 32V33H54ZM101 32V31H100ZM131 32V33H130ZM155 32V31H154ZM154 32H151V31H149L147 34H145V37H146V35H148V34H150V35H152V36H154L156 33H154ZM214 32H212L214 35H215V33ZM224 32V31H223ZM2 33V32H1ZM83 33V32H82ZM134 33V32H133ZM153 33H154V35H153ZM158 33V32H157ZM159 33H161V32H159ZM163 33V32H162ZM217 33H219V32H217ZM226 33V32H225ZM229 33H231V31H229ZM252 32H250L249 33V37L251 36L250 34H251ZM254 33L256 34V32L254 31ZM38 34V33H37ZM42 34V35H41ZM53 34L51 35V34H49V37H50V35L51 36H53ZM74 34H76V32L74 33ZM74 34H73V36H72V33L71 34H69L70 35V37H72V39L73 40H76V37L74 36ZM234 34H238V32L236 31V33H231V35L233 36V39H232V37H231V35L230 36H227L228 38V40H232L233 42H235L236 44H239V43H241L238 39H236V40H238L239 42L237 43L236 41H234V39L235 38H238V37H240V34L237 36V35H235L236 37L234 38ZM242 35L243 34H245V33H241ZM2 35V34H1ZM86 35V34H85ZM221 35H222V33H221ZM227 35V34H226ZM10 36H12V34H10ZM88 36V37H89ZM97 36V35H96ZM99 36H100V33H99ZM138 36V35H137ZM158 36V35H157ZM253 36H255V35H253ZM253 36H251V37H253ZM34 37H35V35H34ZM44 37V36H43ZM42 37V38H43ZM54 37V36H53ZM56 37V38H57ZM75 37V38H74ZM142 37H144V36H142ZM148 38H149V36H147ZM219 37H220V35H219ZM243 37V36H242ZM245 37H246V34H245ZM250 37V38H251ZM263 37V36H262ZM41 38V39H42ZM50 38H52V37H50ZM93 38H95V37H93ZM92 38V39H93ZM102 38L103 37H101V40H102ZM138 38V37H137ZM147 38V39H148ZM159 38V37H158ZM241 38V37H240ZM260 38H261V35H260ZM29 39V38H28ZM35 39V38H34ZM36 39H38V37L36 38ZM44 39V38H43ZM43 39H42V41H43ZM78 39H80V38H78ZM140 39V38H139ZM141 39H143V38H141ZM146 39V40H147ZM212 39H213V37H212ZM214 39H215V37H214ZM213 39V40H214ZM264 39V38H263ZM22 40V39H21ZM25 40V39H24ZM45 40V39H44ZM60 40H62V41H60ZM93 40H96V39H93ZM155 40V39H154ZM213 40H212V42H213ZM243 40V39H242ZM244 40L246 41V40H249V38H247V39H245L244 38ZM254 40V39H253ZM256 40V39H255ZM261 40V39H260ZM23 41V40H22ZM38 41V40H37ZM48 41H50L49 42V44H48ZM62 42V46L60 45V47L59 46H57V48H59V49H62V51L61 50H56V51H59L58 53H59V58H57L56 57V55H54V57H52V55H51V52H50V56H45V54L41 51L42 50V48L44 47V50L46 51V49H49V45L51 46V44L52 43H57V42ZM64 41V42H63ZM70 41V42H69ZM77 41V43H78V40H76ZM218 41H220V39L218 40ZM224 40H222V42H223ZM231 41V43H233ZM250 41V40H249ZM1 42V41H0ZM15 42V44L13 45V46H15V47H10V45L9 44H13ZM18 42H20V41H18ZM71 42V43H72ZM84 42V41H83ZM202 42V43H203ZM211 42V41H210ZM222 42H220V43H222ZM225 42V41H224ZM227 42V41H226ZM225 42V44H230V42H228V43H226ZM244 42V41H243ZM247 42V41H246ZM246 42H244V43H246ZM259 42V41H258ZM262 42V41H261ZM1 43H4V42H1ZM39 43V42H38ZM37 43V44H38ZM66 43V44H65ZM144 43H145V40H144ZM214 43H215V46L217 47V45H216V41L214 40ZM253 43V42H252ZM264 43V42H263ZM20 44V43H19ZM48 44V45H47ZM64 44V45H63ZM80 44V43H79ZM134 44H136L135 42H134ZM139 45L141 44V43H138ZM138 44H137V46H138ZM147 44V43H146ZM218 44V43H217ZM223 44V43H222ZM234 44V43H233ZM258 45H260L261 43L259 42V43H257ZM57 45H59V43H57ZM76 45V44H75ZM86 45V44H85ZM145 45V44H144ZM202 45V44H201ZM206 46H207V44H205ZM221 45V44H220ZM224 45V44H223ZM240 45V44H239ZM239 45H238V47H239ZM244 44L242 43V46H243ZM3 46V45H2ZM6 46V45H5ZM39 46V45H38ZM122 46H123V48H122ZM132 46V45H131ZM143 46V45H142ZM146 46V45H145ZM154 46V45H153ZM157 46V45H156ZM161 46V47H162ZM196 46V47H195ZM205 46V47H206ZM210 46V45H209ZM231 46L232 45H230V47H229V49L231 48ZM251 46V45H250ZM51 47H55V46H51ZM50 47V48H51ZM125 47V48H126ZM172 47V48H173ZM218 47H220L219 45H218ZM218 47H217V50L216 51H218L219 49H218ZM233 47H235V45H233ZM245 47V46H244ZM252 47H253V45H252ZM261 47H262V45H261ZM260 46L258 47V48H261ZM56 48V47H55ZM56 48V49H57ZM81 48H82V50H81ZM121 48V49H120ZM124 48V49H125ZM130 47H128V49H129ZM135 48H136V46H135ZM138 48H139V46H138ZM138 48H136V49H138ZM143 48V47H142ZM142 48H140V49H142ZM149 48V47H148ZM154 48V47H153ZM159 48H160V46H159ZM158 48V49H159ZM210 48H211V46H210ZM263 48H264V46H263ZM0 49H1V47H0ZM52 49V48H51ZM50 49V50H51ZM127 49V50H128ZM131 49V48H130ZM163 49H161V50H163ZM202 49H203V47H202ZM202 49H200V50H202ZM205 49V48H204ZM214 49V48H213ZM213 49H212V52H213ZM222 49H224V48H222ZM226 49V48H225ZM229 49H227L228 51H229ZM239 49V48H238ZM248 49V48H247ZM262 49V48H261ZM69 50V49H68ZM77 50V51H76ZM100 50V49H99ZM120 50H121V52H120ZM133 50L135 51V49H134V46H133ZM144 50V49H143ZM143 50H140V52L141 51H143ZM147 50V49H146ZM145 50V51H146ZM150 50H152V48L150 49ZM195 50H197V49H195ZM207 50V49H206ZM210 50V49H209ZM231 50V49H230ZM241 50V49H240ZM53 51V53H54V50H52ZM55 51V52H56ZM66 52V53H63L64 54V57L65 58H63V55H60V52H61V54H62V52ZM96 51V50H95ZM138 51V50H137ZM136 51V52H137ZM145 51H143L144 52V55L143 56H146V54H145ZM157 51V50H156ZM191 51H193V50H191ZM199 51V50H198ZM242 51V50H241ZM244 51V50H243ZM97 52V51H96ZM125 52H126V50H125ZM131 52V51H130ZM140 52H139V54H140ZM153 52H155V48L153 49ZM157 52H160L159 50L157 51ZM164 52V51H163ZM183 52H182V54H183ZM194 52V51H193ZM205 52V50L203 51V53ZM211 52V51H210ZM221 52V51H220ZM247 52V51H246ZM250 52H251V50H250ZM258 52V51H257ZM260 52H261V50H260ZM264 52V51H263ZM262 52V53H263ZM48 53V52H47ZM57 53V52H56ZM124 53V52H123ZM127 53H128V51H127ZM151 53V52H150ZM203 53H201V56H200V54H198V56H200L199 57V59H203L204 60V58H206V56L208 55V53L207 52H205L206 54V56L204 57V55H203V57H202V54ZM217 53V52H216ZM229 53V52H228ZM235 53V52H234ZM253 53V52H252ZM65 54H67L66 56H65ZM101 54V53H100ZM126 54V53H125ZM143 54V53H142ZM147 54H148V52H147ZM152 54V53H151ZM157 54V53H156ZM191 54V53H190ZM209 54H214V52L213 53H209ZM220 54V53H219ZM223 54V53H222ZM237 55H238V53H236ZM258 54V53H257ZM131 55L133 56L134 54H132L131 53ZM159 55V54H158ZM158 55H154V56H158ZM211 55H209L210 57H211ZM236 55V56H237ZM61 56H62V58H61ZM121 56V55H120ZM137 56V55H136ZM191 56H194L193 58H196L197 59V57L198 56H196V54L194 55V54H192ZM190 56V57H191ZM208 56V58H210ZM218 56V55H217ZM217 56H215V57H217ZM227 56H228V54H227ZM236 56H235V54H234V58L235 59H238V58H236ZM259 56V55H258ZM262 56V55H261ZM125 57V56H124ZM123 57V58H124ZM134 57V56H133ZM132 57V58H133ZM140 57H141V55H140ZM147 57V56H146ZM151 57H153V56H151ZM173 57H174V55H173ZM173 57H171V59L173 58ZM176 57H178V56H176ZM186 57V56H185ZM187 57H188V55H187ZM186 57V58H187ZM190 57H188V59L186 60L187 62H192L193 60H191V59H189ZM221 57V56H220ZM219 57V58H220ZM230 57V56H229ZM228 57V58H229ZM242 57V56H241ZM251 57H253V56H251ZM262 57H264V56H262ZM120 58V57H119ZM136 58H138V57H136ZM143 58V57H142ZM155 59H157L156 57H154ZM159 58H160V56H159ZM158 58V59H159ZM170 58V57H169ZM234 58H233V60H234ZM256 58V57H255ZM66 59L69 61V62H65L66 61ZM135 59V58H134ZM145 59V58H144ZM148 59H150V58H148ZM157 59V60H158ZM164 59H166V58H164ZM174 59V58H173ZM176 59V58H175ZM177 59H180L179 57L177 58ZM198 59V60H199ZM207 59V58H206ZM211 59V58H210ZM213 59V58H212ZM243 59V58H242ZM263 59V58H262ZM261 59V57H259L258 58V60H257V62L258 61H260V60H262ZM127 60H128V58H127ZM139 60H141V59H139ZM167 61L168 60H170V59H166ZM208 61H209V59H207ZM207 60H204V62L205 63H202L200 60H199V63H198V65L199 64H202V65H199L198 66V68H196L197 69V72H194V74L193 73H191L190 72V74H192V75H195V77L197 76V79H198V77H199V73L198 72H200V71H203V69L202 68H200V66L202 67H204L205 65H206V69L204 68V71L206 72V70L208 69L207 68V63H209ZM218 61H216V58H215V63H213L214 65H215V67H216V65H217V63L219 62V60L220 59H217ZM224 60V59H223ZM231 60V59H230ZM125 61V60H124ZM136 60H133V62H135ZM142 61V60H141ZM154 60H153V58H152V62H153ZM165 60H163L162 61V63L164 62ZM166 61V62H167ZM180 61V60H179ZM214 61V60H213ZM235 61V60H234ZM238 61V60H237ZM236 61V62H237ZM244 61H245V59H244ZM256 60L254 59V63H256L255 62ZM122 62V61H121ZM129 62H131V60L129 61ZM133 62H131V63H133ZM145 62V61H144ZM143 62V63H144ZM148 60H147V65L148 66H150L151 64H148ZM172 62H175V61H170V63L168 62V64H172ZM177 62V61H176ZM176 62H175V65L173 64V65H171V66H174V67H172V69L173 68H175L176 67ZM181 62H182V59H181ZM186 62V63H187ZM211 62V61H210ZM222 62H224V61H222ZM226 62H227V64L229 65L230 64V61H227L226 60ZM229 62V63H228ZM232 62V61H231ZM239 62H240V60H239ZM243 62V61H242ZM120 62H118V64H119ZM144 63V64H145ZM158 63H160V62H158ZM180 63V62H179ZM186 63H185V59H184V64H185V67L184 68H190V67H187V65L189 64H187L186 65ZM245 63V62H244ZM73 64H76L77 66L76 67H73ZM100 64V65H99ZM117 64V65H118ZM153 64H154V62H153ZM164 64H166V63H164ZM163 64V65H164ZM181 64V63H180ZM212 64V65H213ZM232 65H233V63H231ZM237 64H240V63H237ZM236 64V65H237ZM252 64V63H251ZM251 64H250V70L252 69V68H255L254 66H256L257 67V65L255 64L254 66H251ZM261 64V63H260ZM115 65V64H114ZM113 65V66H114ZM132 65V64H131ZM140 66H141V64H139ZM156 65H157V67H158V64L155 62V65H152V67H156ZM162 65V64H161ZM167 65V64H166ZM194 65H197V62H196V64L193 62V65L191 66V70L190 71H192V69H193V66ZM211 65V66H212ZM214 65H213V67L212 68H210V70H211V74H212V76L213 75H220L219 77H221V73H219V72H216V71H220V64L217 66V70H215L214 68ZM226 65V64H225ZM249 65V64H248ZM112 66V67H113ZM124 66V65H123ZM126 66V65H125ZM133 66V65H132ZM134 66H136L135 64H134ZM147 66V67H148ZM170 66V65H169ZM181 66V65H180ZM190 66V65H189ZM242 66V65H241ZM240 66V67H241ZM90 67H92V68H90ZM97 67V68H98ZM101 67V66H100ZM115 67H116V65H115ZM127 67V66H126ZM137 67V66H136ZM144 67H146V66H144L143 65V68ZM179 67V65L177 66V68ZM195 67H197V66H195ZM208 67H209V65H208ZM218 67H219V69H218ZM222 67V66H221ZM231 67V66H230ZM244 67H245V65H244ZM248 67V66H247ZM263 67V66H262ZM262 67H261V69H262ZM78 68H83L86 72H87V74L85 75L84 74V72H81V71H79L78 70ZM90 68V69H89ZM120 68H122V69H124L123 67H120ZM129 68V67H128ZM134 68V67H133ZM138 68H141V67H138ZM137 68V69H138ZM143 68H141V70L143 69ZM149 68V67H148ZM169 68H171V67H168V65H167V70H166V72L167 71H170L171 73L172 72H176V71H178V69H173V70H170ZM182 67H180V71L183 69H181ZM223 68V67H222ZM225 68V67H224ZM258 71L260 70V67H259V65H258ZM102 69V68H101ZM104 69V68H103ZM102 69V70H103ZM116 69H117V67H116ZM122 69H120L121 71H123ZM126 69V68H125ZM146 69V68H145ZM158 69V68H157ZM157 69H153L154 71H155V73H153L152 71V76H153V74H155V76H153V77H156V75H158V73H156L157 72ZM198 69H199V71H198ZM232 69V68H231ZM237 69H239V68H237ZM264 69V68H263ZM262 69V70H263ZM99 70V68L96 70L97 71V73L100 71H98ZM106 70V69H105ZM135 70V69H134ZM140 70V69H139ZM194 71H195V68L193 69ZM209 70V69H208ZM213 70H215V74H213ZM222 70V69H221ZM233 70V69H232ZM242 70V69H241ZM247 70H249V69H247ZM252 70H255L256 72H257V70H256V68L255 69H252ZM261 70V71H262ZM95 71V70H94ZM108 71V70H107ZM110 71V70H109ZM130 71H132L131 69H130ZM147 71V70H146ZM146 71H144L143 70V72H145V74L147 73ZM148 71H149V69H148ZM225 71V70H224ZM236 71V70H235ZM234 70H233V72H235ZM260 71V72H261ZM103 72H104V70H103ZM140 72V71H139ZM170 72H168V73H170ZM185 72V70H182L181 71V73H179V71L178 72H176L175 74L174 73H172V74H174V75H172V74H168V73H164V75H168V77L171 75V76H173L172 78H170L169 77V81H167L166 80V76H164V75H161V78H163L162 80H163V82H162V84L164 83L165 85L167 84V83H165V82H169V84H170V81H171V79H173V78H177V76L176 75H179V77L181 76V78L182 79H180L179 77L177 78L178 80L180 79V81H179V83H184L182 86H184V87H187V85L188 84H190V85H188V86H191L189 89L187 88V90H190V89H192V88H194V90H190L189 92L188 91H186V90H184V87L183 88H180L181 87V85L179 86V84H177V83H175V89H176V91L174 90V87L172 86V83L170 84L172 87V89L170 88V87H168V88H170L171 89V91L173 90V92H176L175 94L173 93V92H170V95H171V93H173V96L175 95V97H173V98H177V97H179V101H182V96L184 95V94H186V95H184V97H186V98H190L191 96L192 97H194V94H195V92L198 90V91H200L201 93L200 94H198L199 92L197 91V95L200 97V95L201 94H203L202 92L204 91L205 92V90H203L202 91V89H201V87L202 86H204V81H202L203 79L205 80V81H209L210 79H205V78H201V81L203 82V85L201 84L202 82H200V80L198 81V84L200 83L201 85H198L194 80H191V79H193V76H192V78H191V75L189 74V78H191L190 79V81H193V83L195 82V84H192V82H190V83H188L187 85H185V79L187 80V77L186 76H188V73H186L185 75L186 76H184L182 73H184ZM188 72V71H187ZM204 72V73H205ZM209 72V71H208ZM221 72V71H220ZM229 72V71H228ZM253 72V71H252ZM251 72V73H252ZM96 73V72H95ZM100 73V72H99ZM105 73V72H104ZM199 74V75H196V74ZM227 72L225 71V74H226ZM237 74H239L238 72H236ZM121 74V73H120ZM125 73H123V75H124ZM127 74V73H126ZM130 74V73H129ZM135 74V73H134ZM138 74V73H137ZM139 74H141V77L142 76H145V75H143L142 73H139ZM149 74V73H148ZM147 74V76H149ZM206 74L207 73H205V75H204V77H207L206 76ZM222 74H223V72H222ZM241 74V73H240ZM245 74V73H244ZM264 74V73H263ZM98 75V76H97ZM101 75H102V72H101ZM132 75V74H131ZM130 75V76H131ZM160 75V74H159ZM158 75V76H159ZM227 75H228V78H229V74L227 73L226 74V76L225 77H227ZM259 75H260V73H259ZM134 76V75H133ZM137 76H139V75H137ZM146 76V77H147ZM176 76V77H175ZM222 76H224V74L222 75ZM242 76H243V74H242ZM247 76H248V74H247ZM102 77V78H101ZM129 77V76H128ZM145 77V78H146ZM194 77V79L196 80V78ZM234 78L233 77V74H231V76H230V78ZM245 78H247L246 76H244ZM248 77H250V76H248ZM255 77V76H254ZM263 77V76H262ZM33 78H39V81H37L36 83L37 84H33V82L35 81H33L32 82V80H33ZM144 78V79H145ZM156 78H158V80H160V77H156ZM156 78H154L155 80H157ZM183 78H184V80H183ZM188 78V79H189ZM208 78V77H207ZM211 78V77H210ZM218 78V77H217ZM217 78H216V80H214L215 78H211V80H212V82L213 81H215V83L218 81L217 80ZM229 78V80L228 81H230L231 79ZM240 78V77H239ZM130 79V78H129ZM128 79V80H129ZM131 79H132V81H133V79H135V78H132L131 77ZM136 79H137V77H136ZM138 79H139V77H138ZM154 79H152V77H151V81L152 80H154ZM218 79H220V78H218ZM221 79H224L223 77L221 78ZM236 79V78H235ZM256 79V78H255ZM127 80V81H128ZM139 80H142V78H140ZM138 80V81H139ZM162 80H160V82L162 81ZM165 80V81H164ZM173 80H176V79H173ZM173 80H172V82H173ZM183 80V82H181ZM211 80L209 81V83L211 82ZM226 80H227V78H226ZM242 80V79H241ZM251 80V79H250ZM144 81V80H143ZM148 81V80H147ZM146 81V83H148V85H149V82H150V80L147 82ZM220 81V80H219ZM223 81H225V80H223ZM256 81V80H255ZM129 82H130V80H129ZM134 82V81H133ZM141 82V81H140ZM154 82L155 81H153L152 82V84H151V82H150V84H151V87H149L147 84H145V83H143L142 84V88H145V85L146 86H148L149 88H148V93H147V91H145V93H144V96L146 95V98H148V101L149 102H151V103H156L157 104V101L156 100H159V99H156V98H158V97H156L155 96V93L156 92H158V96H159V93L161 92V93H163V92H165V90L163 89V92L160 90V88L161 87H159V90L158 91H156L155 93H153L155 90H153L154 89V86H156V85H154ZM157 82V81H156ZM175 82H178L177 80L175 81ZM186 82H188V80L186 81ZM225 82H227V81H225ZM234 82V85H236V83H235V80L233 81ZM264 82V81H263ZM142 83V82H141ZM215 83H210L211 85H212V89H213V87H215L216 88V85L214 86V84ZM223 83V82H222ZM238 83H240V82H238ZM261 83V82H260ZM117 84V83H116ZM119 84V85H120ZM135 84H136V82H135ZM158 84V83H157ZM192 84V85H191ZM198 85V87H200V89L201 90H199V88L197 87V85ZM206 84H207V86H210V85H208V82H205V86H206ZM221 84V83H220ZM225 84V83H224ZM227 84H229L230 85V83L228 82ZM231 84H233L232 83V81H231ZM245 84V83H244ZM254 84V83H253ZM262 84V83H261ZM110 85V86H109ZM132 85H133V83H132ZM138 85V84H137ZM136 85V86H137ZM164 85V86H165ZM193 85H196L195 87H192ZM249 85V84H248ZM257 85V84H256ZM109 86V87H108ZM126 86H127V82H126ZM140 86V85H139ZM144 86V87H143ZM167 86V85H166ZM177 86H179V87H177ZM217 86H219V85H217ZM223 86V85H222ZM221 85H220V87H222ZM224 86H226V85H224ZM233 86V85H232ZM239 86V85H238ZM251 86L252 85H249V87H250V89H251ZM263 86V85H262ZM11 87V86H10ZM9 87V88H10ZM37 88V89H39V90H37L36 91V89L35 88ZM128 87H129V89H131L130 88V85H128ZM157 87V89H158V86H156ZM155 87V88H156ZM228 86H226V88H227ZM248 87V86H247ZM249 87H248V89H249ZM31 88L33 89H35V91H34V89H33V91L35 92V94H34V96H38V97H31V93H29L30 92V90H31ZM196 88V89H195ZM208 88V87H207ZM224 88V87H223ZM222 88V89H223ZM229 88H230V86H229ZM228 88V89H229ZM236 88V87H235ZM246 88V87H245ZM255 88V87H254ZM72 89V90H71ZM128 89V88H127ZM128 89V90H129ZM186 89V88H185ZM206 89V88H205ZM220 89V88H219ZM257 89V88H256ZM11 90V89H10ZM15 90V89H14ZM13 90V91H14ZM54 90H53V92H54ZM139 90V91H138ZM143 90V89H142ZM150 90V91H149ZM196 90V91H195ZM215 90V89H214ZM217 90H218V88H217ZM221 90V89H220ZM229 90H231V89H229ZM228 90V91H229ZM244 90V89H243ZM247 90V89H246ZM253 90V89H252ZM12 91V90H11ZM50 91V92H51ZM74 91V90H73ZM72 91V92H73ZM153 91V92H152ZM184 91H185V93H184ZM195 91V92H194ZM219 91V90H218ZM224 91V90H223ZM232 91V90H231ZM251 91V90H250ZM256 91V90H255ZM16 92V91H15ZM38 92V93H37ZM47 92V91H46ZM62 92V97L63 98H67V99H71V95L73 96V94H70V96H68V95H66V94H69V93H67L65 90L64 91H61ZM65 92V93H64ZM142 92H144V91H142ZM187 92V93H186ZM191 92V93H190ZM192 92H194L193 93V95H191L190 96V94H192ZM211 92H213V91H211L210 90V93ZM227 91L225 90V92H224V95H226L225 93H226ZM247 92V91H246ZM249 92V91H248ZM18 93V92H17ZM36 93H37V95H36ZM44 93L45 92H43V94H42V92H41V96H43L44 97ZM182 93H183V95H182ZM188 93H190V94H188ZM210 93H208L209 95H210ZM234 93H237V92H235L234 91ZM243 93V92H242ZM242 93H241V96H242ZM61 94V93H60ZM65 94V97L63 96ZM79 94H74V96L73 97H77ZM80 94V95H81ZM223 94V93H222ZM238 94V93H237ZM252 94V93H251ZM14 95V93L11 95V96H13ZM33 95V94H32ZM47 95V94H46ZM76 95V96H75ZM79 95V96H80ZM117 95H120V96H122V97H125V99H119V100H117L116 98V96ZM157 95V94H156ZM182 95V96H181ZM196 95V96H197ZM203 95H206L205 93L203 94ZM219 95V94H218ZM227 95H229V94H227ZM240 95V94H239ZM11 96H8V98L9 97H11ZM15 96V95H14ZM13 96V97H14ZM17 96H18V94H17ZM19 96V97H20ZM52 96V97H51ZM82 96H84V98L86 97V95H81V97ZM115 96V97H114ZM181 96V97H180ZM197 96V97H198ZM220 96V95H219ZM249 96V95H248ZM12 97V99L10 98L8 101H10V102H12L13 101V99H16V98H13ZM45 97H47V96H45ZM57 97L59 98L58 100H57ZM62 97H61V99H62ZM69 97V98H68ZM72 97V98H73ZM80 97V98H81ZM114 97V98H113ZM171 96H170V98H169V100H171V98H172ZM209 97V96H208ZM229 97V96H228ZM232 97V96H231ZM6 98V97H5ZM4 98V99H5ZM18 98V97H17ZM21 98V99H22ZM35 98V99H34ZM145 97H144V101L143 102H145V99H146ZM188 98V99H189ZM211 98V97H210ZM210 98H208L209 100H210ZM236 99H239V98H242V97H235ZM244 98V97H243ZM252 98V97H251ZM1 99V98H0ZM39 99V98H38ZM42 99H45V98H42ZM49 99V98H48ZM47 99V101H46V99H45V102H47V104H49V103H51L53 100H50V102H48L49 100ZM60 99V100H61ZM67 99H64V100H66V101H64L63 100V104L64 105H67V109H68V105L69 104H71V103H68L67 102ZM81 99H83V98H81ZM80 99V101H81V103H82V101L83 100H81ZM87 99V98H86ZM86 99H84L85 101H83L84 103L87 101ZM102 99H103V96H102ZM140 99H142V98H140ZM139 99V100H140ZM188 99H186V101L188 100ZM18 100V99H17ZM124 100V102H122ZM139 100H137V101H139ZM169 100L167 101V103H166V108H165V113H167V111L168 112H170L169 110L170 109H168V105H169V103H172V101L171 102H169ZM221 100V99H220ZM233 100V99H232ZM242 100H244V99H242ZM242 100H239V102L241 101V104L242 103H244V102H242ZM246 100V99H245ZM4 101H6V100H4ZM2 102V103H0V113H1V115H0V117L2 116V118H0V122L1 123H3L9 116L8 115H10L11 113H10V111H11V109L13 108V106H12V108L11 109H9V106L8 105H10V103L9 102ZM18 101H21L20 99L18 100ZM55 101V102H56ZM68 101H70V100H68ZM73 101V99L70 101V102H72ZM75 101V100H74ZM78 101V100H77ZM80 101H78V102H80ZM88 101H87V106H91V104L90 103H88ZM100 101H101V99H100ZM141 101V100H140ZM147 101V102H148ZM175 101H176V99H175ZM183 101H185L184 99H183ZM204 101H208V100H204ZM224 101H226V100H221L220 102H224ZM235 101V100H234ZM237 101V100H236ZM250 101V100H249ZM248 101V99H247V102H249ZM0 102H1V100H0ZM15 102V101H14ZM36 102V104H37V102H39V101H35ZM34 102V103H35ZM41 102V101H40ZM59 102V101H58ZM60 102H62V100L60 101ZM67 102V104H65V103ZM76 102V101H75ZM146 102V103H147ZM173 102H174V100H173ZM177 102V101H176ZM208 102H210V101H208ZM257 102V101H256ZM9 103V104H8ZM19 102H17L16 104H18ZM21 103V102H20ZM43 103H44V100H43V102H41V105H43ZM73 103V102H72ZM79 104V103H77L76 102V104L78 105H76L77 107H75L77 110H79L80 109V105H82V104ZM83 103V104H84ZM100 103H103V100L101 101V102H99L98 103V105H100ZM145 103V104H146ZM180 103V102H179ZM187 102H185L184 104H186ZM237 103V102H236ZM251 103V102H250ZM262 103H263V101H262ZM12 105H15V103L13 104V102L11 103ZM22 104V103H21ZM23 104V105H24ZM46 104V105H47ZM59 104L60 103H58V108H60L61 107V109L62 108H66V106L64 107V105L62 104V106H61V104H60V106H59ZM144 104V105H145ZM156 104H154V105H156ZM220 104V103H219ZM226 104V103H225ZM224 103L222 104V105H225ZM258 104H259V102H258ZM261 104V103H260ZM22 105V106H23ZM45 105V106H46ZM50 105L51 104H49V105H47V109H45V111L47 110V112H48V109L49 108H51V109H53L52 107H54L55 109H53V110H50L49 112H53L54 110L56 111V106L55 105H57V104H53L52 103V106L50 107ZM97 105V106H98ZM102 105V104H101ZM180 105H181V103L179 104V106L178 107H180ZM84 107L82 108L83 110H85V111H81L82 113H81V117H82V119H80L81 121H79V123H75V125H77V127H78V125L80 126V123H83L84 121L83 120H89L90 122L88 123V124H90V123H92V121L94 120V121H96V119H99V118H96L97 116V114H95L94 115V113H95V109H91L92 110V112L89 110V108L87 107V106H85V104L83 105ZM116 106H118L117 108H115ZM130 106V105H129ZM136 106V107H135ZM148 105H146V107H147ZM153 106V105H152ZM182 107H183V103H182V105H181ZM240 106V105H239ZM10 107H11V105H10ZM15 107V106H14ZM21 106H19V108H20ZM43 107H44V105L43 106H41V108H42V110H43ZM71 107H73V104H71ZM101 107V106H100ZM108 107V108H107ZM112 107H114V108H112ZM120 107L122 108L121 109V112H120ZM149 107H151L150 105H149ZM181 107V108H182ZM238 107V106H237ZM19 108H17V109H19ZM24 108H22V110L24 109ZM131 108V107H130ZM186 108V107H185ZM185 108H183L184 110H185ZM8 109L10 110V111H8ZM21 109V108H20ZM19 109V110H20ZM60 109V111H65L64 109L63 110H61ZM99 109H101V108H99ZM135 109H133L134 111H135ZM240 109V108H239ZM15 110H16V108H15ZM35 110L37 111V108H35ZM69 110V109H68ZM67 110V112L69 113L70 111H68ZM70 110H72V109H70ZM77 110L75 111V112H77ZM81 110V109H80ZM87 110V111H86ZM118 110V111H117ZM133 110H131L130 109V111H133ZM182 110V109H181ZM24 111V110H23ZM92 113L91 115H93L94 117H95V119H94V117L92 116L91 118H93V119H91L90 117H88L87 116V114L88 115H90V112ZM98 111H100V110H98ZM129 111V116H133L134 114H131V112ZM134 111L132 112V113H134ZM145 112V115H144V113H142V112ZM11 112H14L13 110L11 111ZM16 112V111H15ZM18 112V111H17ZM33 113L32 114H34V110L32 111ZM43 112V111H42ZM74 112V113H75ZM80 112V111H79ZM83 112H85V113H83ZM86 112H88L87 114H86ZM102 112H101V114H102ZM126 112V111H125ZM136 112V111H135ZM183 112V111H182ZM182 112L179 114V116H181V114H182ZM246 112H248V115H250V113H249V111L247 110V111H245V113ZM60 113V112H59ZM66 113V112H65ZM72 113V112H71ZM99 114H100V112H98ZM120 113H121V115H120ZM139 113V114H138ZM140 113H142V115H144V116H142ZM165 113H163V114H165ZM244 113V114H245ZM21 114H22V116H21ZM31 114V115H32ZM35 114H36V112H35ZM45 114H46V116H47V113L45 112ZM53 114L55 115V113L53 112ZM52 114V115H53ZM61 114H62V112H61ZM79 114V113H78ZM77 114V115H78ZM83 114V115H82ZM127 114V113H126ZM131 114V115H130ZM149 114V113H148ZM152 114H154V113H152ZM168 114V113H167ZM241 115H242V113H240ZM247 114V113H246ZM49 115H51V114H49ZM63 115V114H62ZM61 115V116H62ZM125 115V114H124ZM135 115V116H136ZM151 115V114H150ZM263 115H264V113H263ZM12 116L10 115V118L9 119H11V120H13V118H12ZM21 116V117H20ZM42 116V115H41ZM65 116H68L69 117V119L70 118H72V117H70L69 116V114H65ZM73 116H74V114H73ZM76 116V115H75ZM262 116V115H261ZM30 117V116H29ZM36 117V116H35ZM34 117V118H35ZM47 117H50V120H51V117H53V116H47ZM59 117V116H58ZM58 117H57V119H58ZM78 117H79V115H78ZM86 117V118H85ZM171 118V116H168L167 117V115L165 116V117H163L164 118V120H162L163 121V128L162 129H165L168 125H169V123H170V118ZM246 116H244V118H245ZM248 117V116H247ZM31 118V117H30ZM64 118V117H63ZM66 118V117H65ZM85 118V119H84ZM110 118V119H109ZM123 118V119H122ZM149 118V117H148ZM153 118V117H152ZM151 117L148 119V121L149 120H151L152 119ZM243 118V119H244ZM18 119V122H15L13 125H17L18 124V127L21 125L22 126V124H23V121H22V123L20 122L21 121V119L19 120ZM28 119V118H27ZM42 119V118H41ZM44 119H46L45 117H44ZM66 119H68V118H66ZM76 119H77V117H76ZM140 121H139V120ZM154 119H155V117H154ZM174 119V118H173ZM176 119V118H175ZM246 119V118H245ZM8 120V119H7ZM30 120H33V119H30ZM29 120V121H30ZM50 120H47L48 121V124H49V121ZM54 121H56V118L55 119H53ZM58 120H61V118H59ZM71 120V119H70ZM78 120V119H77ZM102 120V121H103ZM177 120H182V119H178L177 118ZM176 120V121H177ZM236 120V119H235ZM240 120V119H239ZM248 120H250L251 121V118L250 119H248ZM254 120V119H253ZM252 120V121H253ZM9 121V120H8ZM28 121V120H27ZM44 121V120H43ZM43 121L41 120V122L43 123ZM46 121V120H45ZM46 121V122H47ZM64 121V120H63ZM73 121V120H72ZM74 121H76V120H74ZM99 121V120H98ZM97 121V122H98ZM102 121H100L98 124H102L103 122ZM175 121V122H176ZM245 121H247V120H245ZM5 122H7V121H5ZM32 122V121H31ZM35 122V121H34ZM37 122V121H36ZM34 123L35 125L37 124V123ZM59 122V121H58ZM57 122V123H58ZM122 122V123H121ZM0 123V124H1ZM20 123V124H19ZM28 123V122H27ZM27 123H25V126L27 125ZM38 123H40L39 121H38ZM96 123V122H95ZM181 123H182V121H180V126H178V127H182L181 126ZM248 123V122H247ZM261 123V122H260ZM5 124V123H4ZM4 124H2V125H4ZM8 126H11V125H9L10 124V122L9 123H6ZM29 124V123H28ZM44 124V123H43ZM62 124V123H61ZM85 124V122L83 123V125ZM87 124V122H86V124H85V126H83V127H85V129L86 130H88V128L89 127H86V125H88ZM103 124H105V123H103ZM110 124V125H111ZM128 124V125H129ZM172 124V123H171ZM175 124V123H174ZM176 124H178L177 122H176ZM1 125V126H2ZM30 125V127L32 126L31 124H29ZM49 125H51V123L49 124ZM65 125V124H64ZM69 125V124H68ZM72 125H74V123L72 124ZM95 125V124H94ZM132 125H133V123H132ZM173 125V124H172ZM240 125H241V123H240ZM246 125V124H245ZM245 125H243V126H245ZM254 125V124H253ZM264 125V124H263ZM37 126H38V124H37ZM40 126V125H39ZM39 126H38V128H39ZM54 126H56V124L54 125ZM61 126V125H60ZM90 126H93V125H90ZM102 126H104V125H102ZM105 126H106V124H105ZM112 126V125H111ZM121 126V125H120ZM119 126V127H120ZM125 126H127V125H125ZM176 126V125H175ZM262 126V125H261ZM260 126V127H261ZM14 127V126H13ZM16 127V126H15ZM14 127V128H15ZM18 127H16V129L18 128ZM28 127V126H27ZM41 127V126H40ZM44 129H45V127H44V125L42 126ZM41 127V128H42ZM50 127V126H49ZM65 127L67 128V126L65 125ZM70 128H71V126H69ZM68 127V128H69ZM76 127V128H77ZM95 127V126H94ZM117 127V126H116ZM172 127V126H171ZM178 127H175V131H177V129H178V131L177 132H179L181 129L180 128H178ZM9 128V127H8ZM26 128V127H25ZM61 129H62V126L60 127ZM68 128L66 129V131L68 130ZM72 128H75V127H73L72 126ZM82 128V127H81ZM108 128H112V127H108ZM170 128V127H169ZM242 128V127H241ZM10 129V128H9ZM60 129V130H61ZM65 129V128H64ZM78 129V128H77ZM117 129V128H116ZM160 129H161V127H160ZM12 130H14L13 128H12ZM12 130H10V133H9V136H10V134L11 133H14V131L12 132ZM17 130H19V132H20V130H21V132L20 133H23V131H24V129H23V131H22V129H17ZM35 130V129H34ZM75 130V129H74ZM73 129H72V131H70V129H69V131H68V136H71V132L72 133H77L78 132V130H75V131H77V132H75ZM94 130V129H93ZM125 130H128V129H125ZM253 130V129H252ZM43 131V130H42ZM41 131V132H42ZM82 131H84V129L82 128ZM108 131V130H107ZM117 131V130H116ZM116 131L114 130V132L116 133ZM129 131V132H128ZM127 131V133H126V135L128 134V133H130V130H128ZM133 131H135L134 130V128H133ZM162 131V130H161ZM168 131V130H167ZM166 130H165V133L167 132ZM257 131V130H256ZM1 132V131H0ZM4 132V131H3ZM2 132V133H3ZM8 132H9V130H8ZM18 132V131H17ZM32 132V131H31ZM85 132H87V134H88V132L89 131H85ZM91 132V131H90ZM121 132V131H120ZM163 132H164V130H163ZM169 132V131H168ZM261 132V131H260ZM36 133V132H35ZM45 133V132H44ZM47 133H49V132H47ZM96 133V132H95ZM108 132H106V134H107ZM110 133V132H109ZM109 133H108V135H109ZM118 133V132H117ZM123 133H125V132H123ZM135 133V132H134ZM17 135L19 134V133H16ZM46 134V133H45ZM49 134H51V133H49ZM60 134H62V132L60 133ZM64 134V133H63ZM97 134V133H96ZM95 134V135H96ZM105 134V135H106ZM119 134H122V133H119ZM119 134H116V136L118 135L119 136ZM133 134V133H132ZM177 134V133H176ZM250 134V133H249ZM249 134H247V136L249 135ZM6 135V134H5ZM42 135H44V134H42ZM73 135V134H72ZM80 135H81V132H80ZM101 135H103V134H101ZM105 135H104V137H105ZM178 135V134H177ZM251 135V134H250ZM40 136H41V134H40ZM44 136H46V135H44ZM77 136H78V134H77ZM76 136V137H77ZM113 136V135H112ZM112 136H110V137H112ZM115 135H114V137H116ZM124 136V135H123ZM122 136V137H123ZM128 136V135H127ZM154 136V135H153ZM158 136H160V135H157V137L155 138V137H153V139H152V141L151 142H153V144H154V142H155V144H154V146H156V144L159 142L160 144H161V146H159V144H157L159 147H157L156 149V154H158L160 151V153H162V154H160V155H162L163 157H164V155H165V153H167L168 154V150L171 148L170 146H172L171 145V142H172V144L174 145L176 142H177V140H178V136L177 137H174V138H170L171 140H169V139H165V138H167L168 136H165V138L164 137H162V139H161V136H160V138L158 137ZM162 136H163V134H162ZM174 136H175V133H174ZM76 137H75V139H76ZM85 137H86V135H85ZM93 137V136H92ZM255 138L257 137V135H255L254 136ZM8 136H7V140H8ZM70 138H72V137H70ZM82 138H83V136H82ZM101 138V137H100ZM154 138H155V140H154ZM260 138L262 139L263 137H259L258 136V140H260ZM5 139V138H4ZM47 139V138H46ZM86 139H87V137H86ZM105 139H107V138H105ZM156 139L157 140H161V142L160 141H156ZM254 139V138H253ZM41 140H43V139H41ZM80 140V139H79ZM102 140V139H101ZM101 140H97V141H101ZM109 140V139H108ZM115 140V139H114ZM170 141V143H169V141ZM173 140V141H172ZM174 140H175V142H174ZM1 141V140H0ZM5 141H6V139H5ZM5 141L3 142V143H5ZM88 141V140H87ZM90 141V140H89ZM116 141H117V137H116ZM149 141V140H148ZM77 142V141H76ZM104 142V141H103ZM108 142V141H107ZM110 142V141H109ZM108 142V143H109ZM179 142V141H178ZM177 142V143H178ZM261 142V141H260ZM101 143V142H100ZM114 143V142H113ZM167 143H169L170 144V146H168V144ZM259 143V142H258ZM2 144V143H1ZM6 144V143H5ZM95 144V143H94ZM112 144V143H111ZM110 144V145H111ZM115 144V143H114ZM119 144V143H118ZM101 145V144H100ZM109 145V146H110ZM256 145V144H255ZM1 146V145H0ZM3 146V145H2ZM98 146V145H97ZM96 146V148H99V146L97 147ZM102 146V145H101ZM106 146V145H105ZM114 147H115V145H113ZM193 146V145H192ZM260 146H262V144H260ZM6 147L7 146H5V149H6ZM92 147V146H91ZM90 147V148H91ZM112 147V146H111ZM147 146H146V144H145V148H146ZM151 147H152V145H151ZM161 147V148H160ZM253 147V146H252ZM84 148V147H83ZM159 148L161 149L160 151H158L159 150ZM192 148H194V146L192 147ZM55 149V148H54ZM53 149V150H54ZM109 149L111 150V149H113V148H110L109 147ZM3 150V149H2ZM28 150V149H27ZM57 150V149H56ZM55 150V151H56ZM99 150V149H98ZM108 149L106 148V150L105 151H107ZM114 150V149H113ZM193 150V149H192ZM252 150V149H251ZM65 151V150H64ZM85 151V150H84ZM101 151V150H100ZM103 151L104 150H102L101 151V155H100V153L98 152L96 155H98L99 154V156H102V153H103ZM109 151V150H108ZM168 151V152H167ZM248 151V150H247ZM256 155H258V156H256V157H262V156H264V149H261V148H259L258 149V145L257 146H254V148H253V150H252ZM69 152V151H68ZM72 152L73 151H71V154L70 155H72V157L71 158H73V154H72ZM77 152V151H76ZM112 152H114V151H112ZM249 152H250V149H249ZM1 153H2V151H1ZM45 153V152H44ZM49 153H53L52 151L51 152H49ZM61 153V152H60ZM65 153V152H64ZM84 153H86V152H84ZM127 153V152H126ZM247 153V152H246ZM251 153V152H250ZM53 154H55V153H53ZM75 154V153H74ZM77 154V153H76ZM89 154H90V152H89ZM106 153H103V155H105ZM107 154H108V152H107ZM129 154V153H128ZM4 155V154H3ZM169 155V154H168ZM180 155H181V153H180ZM179 155V156H180ZM1 156V155H0ZM47 156V155H46ZM52 156V155H51ZM50 156V157H51ZM54 156H56V154L54 155ZM60 155H57V157H59ZM76 156H78V155H76ZM80 156H82V154L80 155ZM78 157V158H81V157ZM83 156H84V154H83ZM106 157H107V155H105ZM109 158L108 159H110L111 161H112V158H113V156H114V154H113V156L111 157L110 156V153H109ZM4 157V156H3ZM48 157V156H47ZM46 157V158H47ZM56 157V158H57ZM74 157H75V155H74ZM91 157H93V155L92 156H90V160L91 159H93V158H91ZM98 157V156H97ZM127 157V156H126ZM166 157V158H165ZM164 157V159L163 160H166V162L164 163V166L165 167H163V169H162V166L160 167V166H158V168H161V170L163 171V172H166L165 174L167 175L168 173L167 172H169L170 174V176H171V174H174L175 175V173H176V175H175V178H174V176H172V182L170 183V181H169V179H167V180H165V182H168L169 183V185L168 186H170V184H173V185H175V183L176 184H178V183H181L184 179H182L183 178V174H181L180 172H182L181 170H180V172L177 170L178 168H175L176 166L175 165H177L178 163H180V162H178L177 164H175V162L176 161H178V159H176L178 156H176L175 157V160H174V173L173 172H170V170L171 169H173L172 167L170 168L169 166H171L172 164V162H170L169 163V161H168V157L167 156H165ZM248 157V156H247ZM31 158V157H30ZM51 158H53V156L51 157ZM63 158V157H62ZM78 158H76V160L75 161H77V159ZM117 158V157H116ZM48 159V158H47ZM50 159V158H49ZM53 159H55V158H53ZM114 159V158H113ZM254 159V158H253ZM263 159V158H262ZM51 160V159H50ZM74 160V159H73ZM79 161H80V159H78ZM95 160V159H94ZM107 160V159H106ZM109 160V161H110ZM116 160H118V158L116 159ZM126 160H127V158H126ZM162 160V163L164 162ZM22 161V160H21ZM24 161V160H23ZM35 161V160H34ZM49 161V160H48ZM47 161V162H48ZM56 161H58V160H55V162ZM69 161H70V163L71 164H73L72 163V160H70L69 159ZM79 161L76 163V164H78L79 163ZM119 161V160H118ZM171 161V160H170ZM180 161V160H179ZM242 162H244L243 161V159L241 160ZM249 161V160H248ZM247 161V162H248ZM252 161V160H251ZM262 161H263V165H264V160H261L260 162H261V164H262ZM74 162V161H73ZM81 162V161H80ZM126 161H124L123 160V164L125 163ZM127 162H130L129 160L127 161ZM137 162V161H136ZM254 162V161H253ZM253 162H251L250 163V161H249V164H254ZM121 163V162H120ZM167 163V164H166ZM51 164V163H50ZM49 164V166H51ZM64 164V163H63ZM66 165H68V163L66 162L65 163ZM64 164V165H65ZM70 164V165H71ZM75 164V162H74V164L73 165H76ZM80 164V163H79ZM85 164H86V162H85ZM97 164V163H96ZM113 164H115V163H113ZM166 164V165H165ZM171 164V165H170ZM35 165V164H34ZM39 165V164H38ZM55 164H53L52 166H54ZM64 165L62 166V165H59V166H62L61 168H63L64 167ZM65 165V167H66V170H68L67 169V167L68 166H66ZM69 165V166H70ZM87 165H89V164H87ZM125 165V164H124ZM126 165H128V164H126ZM163 165V164H162ZM169 165V166H168ZM245 165H246V163H245ZM32 166V165H31ZM51 166V167H52ZM57 166V165H56ZM56 166H54V167H56ZM72 166V165H71ZM117 166V165H116ZM167 166V167H166ZM250 166V165H249ZM254 166H255V170L256 169H258L259 168V163H258V161L257 162H255V164H254ZM43 167H44V165H43ZM46 167H47V164H46ZM53 167V168H54ZM58 167V166H57ZM65 167H64V173H66L65 172ZM78 167H79V165H78ZM178 167V166H177ZM180 167V166H179ZM2 167H0V170H1V172L3 171V173H0V174H2V177H1V175H0V177L2 178V180L0 181L1 183H2V181H4L3 179L5 178H3V174H8V173H5L4 172V170H2L1 169ZM4 168H6V167H4ZM80 168H82V166L80 167ZM85 168V167H84ZM127 168H129V167H127ZM164 168H165V171H164ZM167 168L169 169L168 171H167ZM247 168V167H246ZM38 169H40V167H38ZM59 170H60V168H58ZM57 169V170H58ZM69 169H70V167H69ZM85 169H87V168H85ZM154 169V168H153ZM180 169V168H179ZM231 169H232V167H231ZM234 169V168H233ZM75 170V169H74ZM40 171H42V170H40ZM39 171V172H40ZM78 171H79V169H78ZM78 171H76V172H78ZM159 171H160V169H159ZM179 173H178V172ZM235 171V170H234ZM50 172V171H49ZM55 172V171H54ZM59 172V171H58ZM68 172H69V170H68ZM82 172V171H81ZM103 172V171H102ZM117 172V171H116ZM156 172V171H155ZM158 172V171H157ZM161 172V171H160ZM162 172V173H163ZM248 172V171H247ZM252 172V171H251ZM259 172V171H258ZM257 172V173H258ZM40 173H42V172H40ZM63 173V174H64ZM260 173V172H259ZM47 175H48V173H46ZM53 173H50V175H52ZM58 174V173H57ZM68 174H70V173H68ZM79 174V173H78ZM159 174V173H158ZM178 174V175H177ZM181 174V175H180ZM54 175V174H53ZM64 175H66V174H64ZM104 175V174H103ZM259 175V174H258ZM34 176V175H33ZM42 176V175H41ZM40 176V177H41ZM156 177H154V178H157V175H155ZM161 176H165L164 175V173H163V175H161ZM176 176H178V178L176 179ZM181 176V177H180ZM240 175H238V177H239ZM250 176V175H249ZM255 176V175H254ZM35 177H36V175H35ZM45 177V176H44ZM47 177V176H46ZM58 178H60V176H57ZM169 177V176H168ZM179 177H180V179H179ZM186 177V176H185ZM246 177V176H245ZM264 177V176H263ZM262 177V178H263ZM50 178V177H49ZM56 178V177H55ZM58 178H56V179H58ZM86 178V177H85ZM99 178V177H98ZM160 178V177H159ZM170 178V177H169ZM187 178V177H186ZM259 178V177H258ZM5 179H7L8 180V177L6 176V178ZM9 179H10V177H9ZM63 179H64V177H63ZM164 179V178H163ZM162 179V180H163ZM171 179V178H170ZM176 179V181L173 183V180H175ZM179 179V180H178ZM182 179V180H181ZM250 179V178H249ZM264 179V178H263ZM18 180V179H17ZM67 180V179H66ZM76 180V179H75ZM84 180V179H83ZM82 180V181H83ZM159 179H157V180H150L151 182H160V181H158ZM181 180V181H180ZM187 180V179H186ZM259 180V179H258ZM55 181V180H54ZM81 181V182H82ZM177 181H178V183H177ZM180 181V182H179ZM8 182H9V180H8ZM12 182H13V180H12ZM22 182H24V181H22ZM21 182V183H22ZM27 182V181H26ZM66 182H68V181H66ZM75 183H77V181H74ZM104 182V181H103ZM151 182H149V183H151ZM152 183V184H155V183ZM260 182H262V181H260ZM69 183V182H68ZM82 183H84V182H82ZM105 183V185H103V186H105L106 188H108V189H112V188H118V190L119 189H122V190H125L129 185H131L130 183H131V181H130V177H128L125 173H117V174H109V175H107V177H106V181L104 182ZM103 183V184H104ZM163 183V184H162ZM184 183V182H183ZM182 183V184H183ZM186 183H188V182H186ZM264 183V182H263ZM8 184V183H7ZM10 184H11V182H10ZM30 184V183H29ZM101 184V183H100ZM158 183H156V185H157ZM160 184H162L163 186H165L164 185V182H161ZM160 184H158V186L160 185ZM166 184V183H165ZM189 184V183H188ZM2 185H3V183H2ZM2 185H0L1 186V190L3 191V189H4V191L6 190V187H4V186H2ZM37 185V184H36ZM70 186H71V184H69ZM94 185H95V183H94ZM155 185V186H156ZM161 185V186H162ZM263 185V184H262ZM261 185V186H262ZM9 186V185H8ZM11 186H12V184H11ZM11 186H10V188H11ZM15 186L16 185H14V186H12V187H14L15 188ZM24 186V185H23ZM51 186V185H50ZM73 186V185H72ZM71 186V187H72ZM161 186H159L160 188H161ZM176 187H177V185H175ZM174 186V187H175ZM184 186H185V189H187V192H190V191H188V188L186 187V185L184 184ZM184 186H181V184H180V186H179V189H180V187L182 188V190H184ZM190 186V185H189ZM261 186H259V187H261ZM4 187V188H3ZM30 187V186H29ZM39 187V186H38ZM97 187V186H96ZM158 187V188H159ZM173 187V186H172ZM221 187V186H220ZM249 187V186H248ZM254 187V186H253ZM33 188V187H32ZM37 187H35V189H36ZM80 188V187H79ZM92 188H93V186H92ZM133 188V187H132ZM163 188L164 187H162L161 189L163 190ZM165 188H169V187H167V184H166V187ZM250 188V187H249ZM7 189H8V187H7ZM11 189H13V188H11ZM51 189V188H50ZM74 189H76V188H74ZM91 189V188H90ZM107 189V190H108ZM128 189H129V187H128ZM130 189H131V187H130ZM171 188H169V190H168V193L170 192L171 193V190H170ZM174 189H177V188H174ZM261 189H262V187H261ZM261 189H259V190H261ZM1 190H0V193H1ZM21 190H22V192H21ZM52 190V189H51ZM103 190V189H102ZM161 190V191H162ZM165 190V189H164ZM162 191L163 192V194H162V192H161V197H162V195H163V197L165 196V191ZM181 190V189H180ZM180 190H178L177 192L178 193H180ZM190 190H191V188H190ZM256 190V189H255ZM7 192L9 191V189L8 190H6ZM5 191V192H6ZM12 191V190H11ZM25 191V190H24ZM32 191V190H31ZM48 191V190H47ZM106 190H104V192H105ZM115 191H117V190H115ZM134 191V190H133ZM176 191V190H175ZM174 190H173V192H175ZM254 191V190H253ZM5 192H2L1 193V196L4 194L5 195ZM14 194H15V197H16V195H18L19 193H23V189H18V186H17V194H16V191L14 190ZM46 192V191H45ZM51 192V191H50ZM118 192V191H117ZM128 192V191H127ZM132 192V191H131ZM130 192V193H131ZM159 192V191H158ZM187 192L185 193V190H184V194L183 195H187ZM251 192V191H250ZM13 193V192H12ZM28 193V192H27ZM53 193V192H52ZM68 193V192H67ZM157 193V192H156ZM170 193H169V195H170ZM177 193V195L175 196V199L174 200H176V197H178V194ZM183 193V192H182ZM181 193V194H182ZM260 193V191L258 192V194ZM262 193V192H261ZM8 194V193H7ZM9 194H10V192H9ZM25 194V193H24ZM42 194V193H41ZM93 194V193H92ZM256 194V193H255ZM12 195V194H11ZM60 195H61V193H60ZM106 195V194H105ZM120 195V194H119ZM128 195V194H127ZM133 195V194H132ZM156 195H158V194H156ZM159 195H160V193H159ZM158 195V197H160ZM183 195H181V196H183ZM191 195H192V192H191ZM254 195V194H253ZM262 195H264V194H262ZM6 196V198H3L2 199V197H0V199L1 200H3L4 202L5 201H9V203L11 202L12 204L13 203H15V202H18L19 201V198H18V201H16V198H15V202L14 201H10V200H13L12 198L9 200L8 199V196L7 195H5ZM22 196V195H21ZM25 196H26V194H25ZM45 196V195H44ZM47 196H49L48 194H47ZM46 196V197H47ZM51 196H53V195H51ZM58 196V195H57ZM57 196L56 197H54V198H57ZM68 196V195H67ZM114 196V195H113ZM118 196V195H117ZM180 196V195H179ZM180 196V197H181ZM188 196V195H187ZM223 196V195H222ZM121 197V196H120ZM162 197V198H163ZM166 197L168 198V196H167V194H166ZM257 197V196H256ZM34 198H35V196H34ZM38 198V197H37ZM41 198H43V197H41ZM103 198H105V196L103 197ZM157 198V197H156ZM166 198V199H167ZM183 198V197H182ZM181 198V199H182ZM263 198H264V196H263ZM6 199V200H5ZM40 199V198H39ZM43 199H45V198H43ZM120 199H122V198H120ZM158 199V198H157ZM165 199V198H164ZM163 199V200H164ZM178 199H179V197H178ZM187 199V198H186ZM189 199V198H188ZM217 199H221V198H217ZM0 200V201H1ZM46 200V199H45ZM54 200L55 199H53V202H54ZM160 200V199H159ZM158 200V201H159ZM168 200V199H167ZM183 200V199H182ZM3 201H1V203L3 202ZM28 201V200H27ZM127 201V200H126ZM179 201H181V200H179ZM213 201V200H212ZM221 201H224V200H222L221 199ZM34 202V201H33ZM49 202V201H48ZM51 202V201H50ZM49 202V203H50ZM60 202V201H59ZM118 202H122V201H119V200H117V203ZM159 202H161V201H159ZM175 202V201H174ZM216 202H218V201H216ZM215 202V203H216ZM10 203V204H11ZM21 203H23V202H20V203H18V204H21ZM30 203V202H29ZM43 203H45V205H46V201L45 202H43ZM48 203V204H49ZM55 203V202H54ZM54 203L53 204H51V205H54ZM58 203V202H57ZM110 203H112V202H110ZM110 203H108V204H110ZM123 203V202H122ZM187 203H190V201L189 202H187L186 201V205H188ZM213 203V202H212ZM214 203V204H215ZM220 203H222V202H220ZM6 204H8V203H6ZM5 204V205H6ZM18 204H16V206L18 205ZM61 204V203H60ZM107 204V203H106ZM113 204V203H112ZM125 204V203H124ZM157 204V203H156ZM183 204V203H182ZM181 204V205H182ZM214 204H213V209L214 208H216V207H218V205H216V207H214ZM224 204V203H223ZM223 204H219V205H223ZM230 204H232V203H230ZM15 205V204H14ZM32 205V204H31ZM44 205V206H45ZM50 205V204H49ZM101 205V204H100ZM179 204L177 203V207L179 208V206H178ZM185 205V206H186ZM190 205V204H189ZM192 205V204H191ZM203 205V204H202ZM208 205V204H207ZM209 205L210 206H208V207H210L211 208V201H210V203H209ZM2 206H4L3 204H2ZM23 206H24V204H23ZM26 206V205H25ZM24 206V207H25ZM34 206H36V204H34ZM102 206V205H101ZM110 206V205H109ZM108 206V207H109ZM117 206H118V204H117ZM206 206V205H205ZM204 206V207H205ZM4 207H6V206H4ZM3 207V208H4ZM8 207H10V205L8 206ZM19 207H21V205H19ZM27 207V206H26ZM55 207V206H54ZM59 207V206H58ZM70 207V206H69ZM108 207H106V208H108ZM115 207H116V205H115ZM125 207V206H124ZM175 207V206H174ZM174 207H173V209H174ZM188 206H186L185 208H187ZM194 207V206H193ZM17 208H18V206H17ZM15 208L14 207V209L15 210H17V212L20 214L19 215V217L20 218H22L23 217V215L19 212V211H21L20 210V208ZM28 208V207H27ZM41 208V207H40ZM47 208V207H46ZM52 208V207H51ZM61 208H62V206H61ZM60 208V209H61ZM102 209L101 210H103V206L101 207ZM106 208H104L105 210H106ZM184 208V209H185ZM210 208H208L209 210H211ZM228 208V207H227ZM5 209V208H4ZM11 210H12V208H10ZM22 209V208H21ZM42 209V211H44V209L43 208H41ZM110 209V208H109ZM109 209H108V211H109ZM166 209H168L167 207H166ZM164 210L165 212H163V213H165L166 214V211L167 210ZM190 209V210H189ZM189 209H187L188 211H190L191 212V207H189ZM197 209H200V208H198V206H197ZM203 209V208H202ZM231 209V208H230ZM230 209L229 210H227L226 212H224V215L223 214H219L218 212H217V214H219V219L220 218H226L227 219V221H229L228 220V218H229V216L230 215H227L226 217H225V214L227 213L228 214V211H230ZM9 209H7V213L9 212L10 213V211H8ZM19 210V211H18ZM29 210V209H28ZM33 210H35V208L33 209ZM36 210H37V208H36ZM57 210V212H59V213H61V211H58V209H56ZM99 210H100V208H99ZM137 210V209H136ZM171 210V209H170ZM182 210V209H181ZM207 210V209H206ZM221 210V209H220ZM220 210H219V212H220ZM42 211H40V212H42ZM108 211L106 210V212L108 213ZM115 211H116V209H115ZM122 211V210H121ZM120 211V212H121ZM155 211H157L156 209H155ZM178 211V210H177ZM200 211V210H199ZM204 211V210H203ZM213 211V210H212ZM224 211V210H223ZM13 212V211H12ZM22 212H24L23 211V209H22ZM28 212V211H27ZM47 213H48V211H46ZM54 212V211H53ZM105 212V213H106ZM134 211H132V213L131 214H127L126 213V216L128 217V215H132V214H134L133 213ZM173 212H175L174 214H177L176 213V210H174V211H171L170 213H173ZM182 212V211H181ZM180 212V210H179V213H181ZM184 212H185V210H184ZM190 212H188V213H190ZM195 212H196V210H195ZM6 213V214H7ZM102 213H104V212H102ZM104 213V214H105ZM167 213H168V211H167ZM183 213V212H182ZM194 212H193V209H192V212H191V215H190V217H192V215L193 216H196V213L195 214H193ZM199 213V212H198ZM198 213H197V215H198ZM201 213V212H200ZM238 213V212H237ZM40 214V213H39ZM53 214V213H52ZM99 214V213H98ZM110 214V213H109ZM112 214H113V212H112ZM158 214V213H157ZM173 214V215H174ZM185 214H186V212H185ZM202 214V213H201ZM200 214V215H201ZM209 214H210V212H209ZM209 214H207V215H209ZM239 214L240 213H238V217H239ZM18 215V214H17ZM42 215V214H41ZM57 215V214H56ZM61 215V214H60ZM118 215H119V213H118ZM120 215H122V214H120ZM135 215H137V214H135ZM173 215H170V216H172L171 217V219L172 220H174V219H176V218H174V216ZM223 215V216H222ZM232 215H234L233 213L231 214V216L230 217H232ZM241 215V214H240ZM22 216V217H21ZM30 216V215H29ZM28 216V218H30ZM32 216V215H31ZM39 216V215H38ZM99 216H101V215H99ZM130 216H129V218H130ZM133 216V215H132ZM177 216H179V215H177ZM183 216V215H182ZM235 216V215H234ZM19 217L17 216L16 218H18L19 219ZM25 217H27V215L25 216ZM43 217H44V215H43ZM46 217V219H47V216H45ZM57 217V216H56ZM102 217V216H101ZM136 218L135 219H138L137 217L138 216H135ZM156 217V216H155ZM185 217V216H184ZM184 217H182V218H184ZM243 217V216H242ZM242 217L240 216V220H239V222L241 223V222H246L247 223V221L245 220V218H244V220L242 219ZM39 218V217H38ZM41 218V217H40ZM188 218V217H187ZM233 218V220H231L230 218V220L232 221V223L234 222L235 223V221H234V219H236L235 217H232ZM56 219V218H55ZM54 219V220H55ZM112 219V221H113V218H111ZM127 219V218H126ZM134 219V218H133ZM170 219V218H169ZM203 219V218H202ZM218 219V220H219ZM237 219H239V218H237ZM1 220V219H0ZM9 220V219H8ZM14 220H16V219H14ZM22 221L24 220V219H21ZM41 220V219H40ZM44 220V219H43ZM48 220V219H47ZM59 220H63V219H59ZM58 220V221H59ZM115 220H117V219H115ZM115 220L113 221L114 222V224L115 223H118V221H116L115 222ZM121 220V219H120ZM192 220L194 221V219L192 218ZM225 220V219H224ZM241 220H243V221H241ZM257 220H259V219H257ZM12 221V220H11ZM11 221H10V224L9 225H11L12 223H14L15 222V224L14 225H16L17 227H19L18 229H21L20 227H22L23 226V224H26L25 222H23V224L21 225L19 222L18 223H16L17 221H14V222H12L11 223ZM29 221V220H28ZM51 221H53V219L51 220ZM93 221V220H92ZM124 221L125 220H123V222H122V224H124ZM135 221V220H134ZM137 221V220H136ZM154 221V220H153ZM160 221H161V219H160ZM186 221V220H185ZM236 221H238V220H236ZM251 220L249 219V221L248 222H250ZM5 222V221H4ZM4 222H3V224H4ZM57 222V221H56ZM55 222V223H56ZM65 222V221H64ZM111 222V221H110ZM109 222V223H110ZM121 222V221H120ZM127 222V221H126ZM158 222V221H157ZM168 222V221H167ZM174 222H175V220H174ZM179 221L177 220V223H178ZM189 222V221H188ZM219 222V221H218ZM221 222H223V220L221 221V219H220V223ZM238 222V223H239ZM261 222L263 223V221L261 220ZM9 223V222H8ZM29 223V222H28ZM36 223V222H35ZM40 223V222H39ZM42 223V222H41ZM40 223V224H41ZM45 225L47 224L46 223V220H45ZM59 223V222H58ZM91 223V222H90ZM129 223V222H128ZM128 223H127V225H128ZM173 223V222H172ZM172 223H171V225H172ZM198 223V222H197ZM227 223H229L230 225H231V222H223V224H225V225H227V227H228V229H229V227H230V225L229 224H227ZM252 223H254V222H252L251 221V223L250 224H252ZM18 224H20V226L18 225ZM30 224V223H29ZM61 224V223H60ZM68 224V223H67ZM157 224V223H156ZM176 224V223H175ZM183 224V223H182ZM222 224V223H221ZM250 224H249V226H248V224H247V226H245V227H247V228H252V225H251V227H250ZM5 225V224H4ZM13 225V224H12ZM11 226L12 227V229L11 230H13L14 228H16V226ZM57 225V224H56ZM64 225V224H63ZM124 225H126V224H124ZM124 225H121L120 226V228L122 227V226H124ZM127 225H126V227H127ZM166 225H167V223H166ZM188 225V224H187ZM187 225H183L184 227L186 226L187 227ZM192 225V227H193V224H191ZM234 225V224H233ZM239 225H241V224H239ZM244 225V224H243ZM246 225V224H245ZM255 225H256V223H255ZM258 225H260V224H258ZM3 226V225H2ZM7 226H8V224H7ZM26 226L27 227H22L23 229L24 228H26V229H24L25 231L28 229V224H26ZM32 226V225H31ZM35 226V225H34ZM41 226V225H40ZM39 226V227H40ZM48 226V225H47ZM99 226H101V225H99ZM117 226V225H116ZM130 226H133V225H130ZM153 226V225H152ZM170 226V225H169ZM180 226H182V225H180ZM189 226V225H188ZM232 226V225H231ZM257 226V225H256ZM256 226H254V228L256 227ZM260 226H264V225H260ZM260 226H259V228H260ZM11 227H8V229L9 228H11ZM14 227V228H13ZM58 227V226H57ZM67 227V226H66ZM102 227V226H101ZM107 227V226H106ZM106 227H102V228H106ZM156 227V226H155ZM168 227V226H167ZM166 227V228H167ZM173 227V226H172ZM171 227V228H172ZM190 227V226H189ZM200 227V226H199ZM33 228V227H32ZM51 228V231H52V227H50ZM55 228V227H54ZM116 228V227H115ZM124 228H125V226H124ZM130 228V227H129ZM158 228L160 229V227L158 226ZM175 228V227H174ZM174 228H173V230H174ZM183 228V227H182ZM182 228H180V230H183L184 232H186L184 229H182ZM220 228V227H219ZM231 228V227H230ZM259 228H257L256 230H258ZM4 229V228H3ZM29 229H30V231H31V228L29 227ZM28 229V230H29ZM57 229V228H56ZM62 229V228H61ZM76 229V228H75ZM108 230H109V227L107 228ZM155 229H157V227L155 228ZM189 228L187 227V229L186 230H188ZM221 229V228H220ZM233 229V228H232ZM263 229V230H262ZM260 231H257V232H259L260 234H262V232H263V235H264V228H262ZM10 230V229H9ZM10 230V231H11ZM39 230V229H38ZM37 230V231H38ZM50 230V229H49ZM105 230V229H104ZM126 230V232L128 231V229H125ZM124 230V231H125ZM172 230V229H171ZM209 230V233H210V231L212 232V230H214V229H212V230H210V229H208ZM224 230H227V229H223V231ZM247 230V229H246ZM252 230V229H251ZM251 230H249L251 233H252V231ZM2 231V230H1ZM15 231H17V229L15 230ZM20 231V230H19ZM29 231V232H30ZM37 231H35V232H37ZM123 231V230H122ZM157 231V230H156ZM155 231V232H156ZM182 231V232H183ZM205 231V230H204ZM206 231H207V229H206ZM218 231V230H217ZM231 231H233V230H231ZM248 231V230H247ZM254 231H255V229H254ZM48 232V231H47ZM55 232H56V230H55ZM64 232V231H63ZM78 232V231H77ZM77 232H76V234H77ZM112 233H115V231L113 232V231H111ZM160 232V231H159ZM161 232H162V230H161ZM171 232H173V231H171ZM176 232V231H175ZM174 232V233H175ZM183 232V233H184ZM198 232V231H197ZM215 232V231H214ZM213 232V233H214ZM220 232H221V230H220ZM227 232H228V230H227ZM250 232H249V234H250ZM11 233H12V231H11ZM14 233V232H13ZM12 233V234H13ZM27 233H28V231H27ZM31 233V232H30ZM39 233H41V232H39ZM45 233V232H44ZM43 233V234H44ZM52 233V232H51ZM50 233V234H51ZM80 233H84V232H81L80 231ZM108 233H110V231L108 232L107 231V234ZM124 233V232H123ZM129 233V232H128ZM128 233H126V234H128ZM163 233H164V231H163ZM168 233H169V231H168ZM168 233L166 234V235H168ZM178 234H180L179 232H177ZM176 233V234H177ZM212 233V234H213ZM224 234V236H222V233L220 234V233H218L217 234V232L216 233H214V234H217V236L220 238V239H217V240H221V238L222 237H225V235H226V233L225 232H223ZM229 233V232H228ZM235 233V232H234ZM4 234V233H3ZM7 234V233H6ZM6 234L5 235H3V239H5V237L4 236H6ZM12 234H8V235H12ZM15 234V233H14ZM13 234V235H14ZM21 236H20V238L18 237V235H16L19 239H24V236H23V234H24V231L23 232H21ZM85 234L86 233H84V237H85ZM90 234V233H89ZM104 234V233H103ZM119 234V233H118ZM152 234V233H151ZM156 234H157V232H156ZM178 234H177V237H178ZM195 234V233H194ZM212 234H210V235H208L209 237H211V241L212 242H215V241H213L212 240ZM213 234V235H214ZM231 234V233H230ZM249 234H248V232H247V234L245 233V234H243V235H245V237H242V239L240 238L239 240L238 239H236L235 237V239H233V237H232V243L234 244V242H235V244H238L239 245V242L240 241H242V249L240 250L241 252H242V254H243V259H245V261L248 259V262H250L251 261V263L250 264H261L262 263V257L263 256H261L260 254H261V251H263L264 250V243H260V239L258 238V236L256 235V237L258 238V241H259V243H258V241H255V243H257V244H254L253 243V241L251 242V240H250V236H249ZM7 235V236H8ZM25 235H26V232H25ZM28 236L30 235V234H27ZM36 235H37V233H36ZM52 235H54V233H52ZM59 236H61V234H60V232H59V234H58ZM64 235V234H63ZM87 235V234H86ZM115 235H116V233H115ZM159 235V234H158ZM161 235V234H160ZM159 235V236H160ZM182 235V234H181ZM185 235V234H184ZM186 235H187V233H186ZM185 235V236H186ZM197 235H199V234H197ZM222 237H221V236ZM236 235V234H235ZM262 235V237H264ZM6 236V239L5 240H7L8 239V243H10V242H12V241H10L9 239H10V237L8 238ZM15 236V235H14ZM46 236V235H45ZM76 237H77V235H75ZM80 236H83V234H80ZM165 236V235H164ZM204 236H206V234H204L202 237H199V238H201V239H199V240H205V237ZM215 236V235H214ZM227 236V235H226ZM230 236V235H229ZM231 236H233V234L231 235ZM13 237V236H12ZM11 237V238H12ZM17 237H15V239L17 238ZM27 236H25V239H27L26 238ZM47 237V236H46ZM63 237V236H62ZM91 237V236H90ZM113 237V236H112ZM115 237V236H114ZM120 237V236H119ZM130 237H131V239H132V236L130 235ZM161 237L163 238V235H161ZM187 237H188V235H187ZM197 237V236H196ZM238 238L240 237L239 235L237 236ZM255 237V236H254ZM14 238V237H13ZM42 238H44L43 236H42ZM70 238H71V236H70ZM69 238V239H70ZM83 238V237H82ZM157 238H158V236H157ZM230 238V237H229ZM261 238V237H260ZM3 239L1 240V237H0V240L2 241V243L3 242H5V241H3ZM16 240V242L18 241V243H20V241L21 242H23L24 244H22V243H20L21 245H24L25 246V244H26V246L25 247H27V244L28 243H26V242H24V241H28V240ZM58 239V238H57ZM65 239V236L63 237V240ZM114 239V238H113ZM130 239V238H129ZM159 239V238H158ZM253 239H256V238H253ZM13 240V239H12ZM47 240V239H46ZM46 240H43V241H41L42 243H40L41 245L40 246H42L44 243H46L47 241ZM52 240V239H51ZM50 239H49V242H48V244L46 245V246H43V247H46L45 249H47V246H49V243H50V241H51ZM56 240V239H55ZM62 240V241H63ZM104 240V239H103ZM111 240V239H110ZM117 240V239H116ZM133 240H135V238H133ZM160 240V239H159ZM158 240V241H159ZM164 240V239H163ZM171 240V239H170ZM209 240V241H210ZM223 240V239H222ZM221 240V241H222ZM230 240L231 239H229L228 241L230 242ZM234 240V241H233ZM59 241V240H58ZM65 241V240H64ZM71 241V240H70ZM74 241V240H73ZM97 241V240H96ZM118 241V240H117ZM162 241V240H161ZM177 241V240H176ZM218 241V242H219ZM220 241V242H221ZM226 241H227V239H226ZM263 242H264V240H262ZM7 242V241H6ZM5 242V243H6ZM14 242V241H13ZM29 242V241H28ZM40 242V241H39ZM52 242V241H51ZM56 242H57V240H56ZM66 242V241H65ZM92 242V241H91ZM91 242H89V244L91 243ZM120 242V241H119ZM146 242V241H145ZM147 242H148V240H147ZM164 242V241H163ZM191 242V241H190ZM200 242H203V241H200ZM205 242V241H204ZM253 243V244H251V243ZM1 243V244H2ZM8 243H6L5 244V246H4V243H3V246L4 247H6L7 249H8V247H7V244ZM177 243V242H176ZM179 243H180V241H179ZM179 243H178V245H179ZM211 243V242H210ZM223 243L224 242H222V245H223ZM232 243L231 244H229V245H232ZM19 244V245H20ZM51 244H53V243H51ZM62 244H63V242H62ZM82 244H83V242H82ZM93 244V243H92ZM113 244V243H112ZM119 245H120V243H118ZM145 244V243H144ZM147 244H151V243H147ZM163 244V243H162ZM216 244H217V242H216ZM220 244V243H219ZM240 244V245H241ZM9 245V244H8ZM72 245V244H71ZM84 245V244H83ZM83 245H81V247L83 246ZM117 245V244H116ZM152 245V244H151ZM157 245H158V242H157ZM156 245V246H157ZM188 245V244H187ZM192 245V244H191ZM214 245H215V243H214ZM221 245V244H220ZM239 245V246H240ZM9 246H11V245H9ZM24 246H22V247H24ZM30 246V245H29ZM38 246V245H37ZM40 246H38V247H40ZM113 246V245H112ZM148 246H150V245H148ZM198 246V245H197ZM213 246V245H212ZM217 246H219V245H217ZM239 246H237V247H235L236 249L239 247ZM19 247V246H18ZM31 247V246H30ZM71 247V246H70ZM91 247H92V245H91ZM90 245L88 246V249H87V251L86 252H88V251H90ZM109 247V246H108ZM119 247V246H118ZM131 247V246H130ZM129 247V248H130ZM137 247V246H136ZM153 246H151V248H152ZM189 247V246H188ZM187 247V248H188ZM192 247V246H191ZM6 248L5 249H2V248H0V264H14L13 263V258H12V254L10 253V252H8L7 250H6ZM29 248V247H28ZM56 248V247H55ZM113 248V247H112ZM114 248H116V247H114ZM113 248V249H114ZM128 247H126V249H127ZM135 248V247H134ZM144 248H145V250H146V246L144 245ZM172 248V247H171ZM177 248L179 249V247L177 246ZM205 248V247H204ZM226 248H229V249H234L233 247L231 248V246L229 247V246H227ZM240 248V247H239ZM9 249H12L11 247H9ZM16 249H17V247H16ZM16 249L15 250H12L13 252L14 251H16ZM27 249V248H26ZM31 249V248H30ZM40 249H43L42 247H40ZM39 248L38 249H36L37 250V253L39 254V252H40V254H41V250H40ZM65 249V248H64ZM83 248H81V250H82ZM92 249H95V247L93 246V248H91V250ZM97 249V248H96ZM133 249V248H132ZM131 249V250H132ZM149 249V248H148ZM154 248H152V250H153ZM156 249V248H155ZM229 249L228 250H225L224 252H225V254H229V253H227L228 251H229ZM25 250V249H24ZM21 251V249L19 250V251H21V257H24L25 255H27V252H28V250H25V251ZM32 250V249H31ZM56 250V249H55ZM69 250H71V249H69ZM84 250V249H83ZM81 251L82 252V254H83V252L85 253V250L84 251ZM99 250V249H98ZM101 250L103 251L104 249H102L101 248ZM168 250V249H167ZM184 250V249H183ZM185 250H187L188 251V249H185ZM192 250V249H191ZM204 250H206V249H204ZM209 250V249H208ZM213 250V249H212ZM211 250V251H212ZM214 250H216V248L214 249ZM27 251V252H26ZM39 251V252H38ZM45 251V250H44ZM44 251H43V253H44ZM59 251V250H58ZM62 251V250H61ZM93 251V250H92ZM95 251V250H94ZM94 251H93V253H94ZM149 250H147V252H148ZM159 251H160V249H159ZM171 251H172V249H171ZM181 251V250H180ZM197 251H199V250H197ZM197 251H195L196 253H198ZM202 251V250H201ZM211 251L210 252H207V253H209V255H210V253H211ZM227 251V252H226ZM55 252V251H54ZM127 252H129V250L127 249ZM176 252H178L177 250H176ZM194 252V253H195ZM200 252V251H199ZM215 252V253H214ZM213 253L214 254H217L218 256H219V258H218V256H214L215 258H217V259H215V258H213V255L211 254L210 256H212L211 258H210V256L206 253V251H205V253H206V260H208L207 259V257H209V259H211L210 261L212 262V260L214 261V260H217L220 264H224V262H226V261H228L226 264H229V262L232 260L233 262H235L233 259H231V257H233V255H231V254H229L228 256L230 257V259L229 260H227V258H229V257H227L225 254H222V252L223 251H221V253H219L218 252V250H216V251H214ZM223 252V253H224ZM15 253V255H16V252H14ZM50 253V252H49ZM52 253V252H51ZM50 253V254H51ZM65 253V252H64ZM67 253V252H66ZM71 253H74V252H72L71 251ZM80 253V252H79ZM90 253V252H89ZM89 253L87 254V253H85V254H87V257L86 258H92V256H91V254L89 255ZM92 253V252H91ZM104 253V252H103ZM102 253V254H103ZM146 253V252H145ZM161 253L163 254L164 252H162L161 251ZM190 253L192 254V251H190ZM195 253V254H196ZM29 254V253H28ZM56 254V253H55ZM81 254V255H82ZM95 254H96V252H95ZM97 254H98V252H97ZM147 254V253H146ZM188 254V253H187ZM201 254V253H200ZM220 254V255H219ZM222 254V255H221ZM235 254V256H236V254L237 253H234ZM264 254V253H263ZM31 255V254H30ZM66 255V254H65ZM64 255V256H65ZM75 256H76V254H74ZM84 255V254H83ZM88 255L89 256H91V257H88ZM94 255V254H93ZM156 255V254H155ZM177 255V254H176ZM198 255V254H197ZM201 255H203V254H201ZM223 255H225L226 256V259H225V261H223V259H224V257H223ZM231 255V256H230ZM238 255V254H237ZM55 256V255H54ZM67 260H69L68 258H69V254L67 253ZM158 256V255H157ZM183 256V255H182ZM189 257L190 256H192V255H188ZM199 256V255H198ZM198 256H195L194 255V257H198ZM221 256H222V260L220 259L221 258ZM240 256V255H239ZM26 257V256H25ZM49 258L51 257V256H48ZM58 257V256H57ZM79 257L81 258V256L79 255ZM176 257V256H175ZM203 258H204V260H205V257L204 256H202ZM237 257V256H236ZM236 257H234V259L236 258ZM241 257V256H240ZM27 258H28V256H27ZM32 258V257H31ZM64 258H66V257H64ZM85 258V257H84ZM151 258V257H150ZM237 258H239V257H237ZM236 258V259H237ZM251 258V259H250ZM30 259V258H29ZM37 259H38V257H37ZM53 259V258H52ZM176 259V258H175ZM181 259V258H180ZM188 259V258H187ZM192 259H193V257H192ZM220 259V260H219ZM249 259H250V261H249ZM25 260V259H24ZM32 260V259H31ZM31 260H30V262H31ZM48 260L49 259H47L46 260V262H48ZM63 260V259H62ZM89 260V259H88ZM88 260H86V261H88ZM155 260H157V259H155ZM198 260V259H197ZM241 260V259H240ZM240 260H237V262L238 261H240ZM26 261V260H25ZM28 261V260H27ZM36 261V260H35ZM50 261V260H49ZM69 261H71V260H69ZM152 261V260H151ZM170 261V260H169ZM182 261V260H181ZM190 261V260H189ZM188 261V262H189ZM209 261V260H208ZM207 261V262H208ZM216 261V262H217ZM221 261H223L222 263H221ZM264 261V260H263ZM51 262V261H50ZM55 262V261H54ZM76 262V261H75ZM174 262V261H173ZM172 262V263H173ZM195 262H196V258H195ZM205 262V261H204ZM241 262H243V264H246L244 261H242L241 260ZM240 262V263H241ZM247 262V263H248ZM88 263V262H87ZM103 263V262H102ZM186 262H184V264H185ZM197 263V262H196ZM198 263H199V261H198ZM210 263V262H209ZM219 263H217V264H219ZM239 263V262H238ZM17 264V263H16ZM24 264H25V262H24ZM30 264V263H29ZM38 264H39V262H38ZM51 264V263H50ZM65 264H67V262L65 263ZM76 264H77V262H76ZM104 264V263H103ZM166 264V263H165ZM205 264V263H204ZM208 264V263H207ZM213 264H215V263H213ZM230 264H231V262H230ZM237 264V263H236ZM249 264V263H248Z\"/></svg>","mask_w":264,"mask_h":264},{"label":"snow or ice","instance_id":"snow-or-ice-1","mask_svg":"<svg viewBox=\"0 0 264 264\" xmlns=\"http://www.w3.org/2000/svg\"><path fill=\"white\" fill-rule=\"evenodd\" d=\"M89 25H90V21L85 18L84 20L81 21V30L85 33L88 34V29H89ZM16 32H19L21 36L27 37V38H31L32 36H34L36 34V29H33L32 32H26V31H21L19 28L14 29ZM59 55V53H58ZM66 63L69 62L67 59L65 61ZM76 64H73V67H76ZM79 71L84 72V74L86 75L87 72L83 69V68H78ZM7 211V209H5V212ZM0 219L7 221L8 217L7 216H0ZM112 264H116L115 261L112 262ZM120 264H131L130 261H124L121 260Z\"/></svg>","mask_w":264,"mask_h":264}]
</instances>
